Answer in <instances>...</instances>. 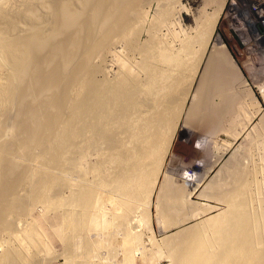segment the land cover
Listing matches in <instances>:
<instances>
[{"label":"rangeland","instance_id":"obj_1","mask_svg":"<svg viewBox=\"0 0 264 264\" xmlns=\"http://www.w3.org/2000/svg\"><path fill=\"white\" fill-rule=\"evenodd\" d=\"M5 1L8 3L9 2L13 3V4H16V3L18 4V1H20V2L26 1V3L28 5L30 4V2L31 3L34 2V3L29 5V7L34 5L33 7H31V8H33V12H32V14L34 13L33 16L31 15V13H29L30 14L29 15L26 11V13L29 15V17H26V19H25L23 16L24 20L18 24V28L20 29V32L17 28V30H18L17 33L19 34V35L18 34L17 35L19 36L21 41H25V42H22V44H23V43H26L28 36L26 37L27 39L24 36L20 37V33H22V35H25V33H26V35L30 36V33H32L36 29L33 33L34 38L31 35L28 40H30V39L32 40V38L37 39V36H40L41 38L38 37V39L36 41L38 42V40L39 41L42 40L41 43H43V44L38 45V46H42V47H40L42 49H40V48L39 49L41 50L42 54L44 52L45 53L43 55L40 54V52H38L40 50L37 48L35 49L36 52L35 51L33 52L34 49L33 50L30 49L31 53L33 52L34 55L28 53V55H33V56L32 57L30 56L31 58L29 56L26 59L24 58V60L22 61V62H24V64H22V62H21V64H19V62H18L19 66L17 65L16 67H17L19 72H21L22 69L25 71L26 68H23V67H25L26 62L28 65H30L28 62H31L30 67L26 66L27 70H26V72H24V74L26 73L27 76H25L26 74L23 76H17V73H19V72L17 70H15L14 69L15 66H13L14 64L16 65V63H17L16 61L14 64H13V62H7L6 61V64L9 63V64H7V66L4 65L5 64L4 62H2L1 65H4L3 66L4 69L0 65L2 67V68H0V76H1L0 80L2 79L0 81V83H1L0 84V127H1L0 130L2 129L0 131V133H3V134H0V152L2 155V156L0 155V159L2 158L0 160V162L2 161L1 162L2 166L0 164V167H1L0 171L2 172L1 173L2 176L0 175V198H1L0 199V210H1L0 215L1 214L5 215V213H3V211L7 212V210H12V209H13L12 211L15 210L16 207L13 205H12L13 206L12 207L9 202L16 200L19 197H20L19 200H21V197H22V199L23 198L25 199L26 197L31 196L30 197L31 199L29 197H28L29 199L26 198V199H28V201L26 199L24 201V199H23L22 203L25 204L26 201H27L26 203H28V204H26L25 207H24V205L20 206L19 204L21 202L17 199L19 201L18 205L20 206V208L23 206L26 209H24V210L22 208L20 209L18 207V205H16L18 208V210H15V211H18V212H15L16 214L12 211L10 212V213H12L11 215L9 214V211H8V213H6L7 217L10 218V221H12V224H13V227H11L12 229L10 228L11 230L8 229L9 225H8L7 221H9V219L6 220V218H4L6 215L0 216L1 218L3 216L2 220L4 221V219H5L6 223H7L5 225V227H3L4 225H0V260H1L0 264H177V261L174 258V253H176V252H174L175 251L174 247H172V245H169V242H168L169 240L167 238L170 239V237H172L170 240L172 243H174L176 238H175V240H172L173 237H175L173 235H176V234L178 235L179 232H180L179 234H181V232L183 230H184L183 232H186L187 228L194 227V225L197 226L198 223L201 224L198 227H201L212 216H215V215H218L220 213H224L225 211H228L229 207L231 208V205L228 202L230 200L226 201L225 199H227L228 197L230 199V196H228V195H231V194L233 195L235 192L238 193L239 189L237 190L236 188H241V185H242V183H244L245 180L247 182V183L245 182L246 184L244 183L246 185V189L244 190L245 192H243V194L241 195V196H243V195L244 196H243V198H239V199L240 200L243 199L241 203H243V204L245 203L244 206H246L245 208L247 209L249 214L251 213L250 215L252 217L255 216L254 217V219L256 218L255 220L259 219L258 220L259 221V223H258L259 228L263 227V229H264V226H263L264 221H263V219H261L262 214L264 213V142H263L264 138L262 139V137H264V135H262V133L264 132V125H263L264 120L263 121L261 120V118L264 116V97H263L261 91L255 86V81L261 80V82L264 83V57L262 56V60H263L262 64L260 63L261 62L260 61L259 62L260 64L255 65L254 68L252 69L256 73H258L260 76L252 75L251 72L245 67L243 57L239 56L234 51V49H233V47H234L233 37L228 32H226L222 27V20H221L222 14L220 15L218 23L216 24L214 34L212 35L211 39L208 40L209 46L207 45L208 47L205 50L204 44H200L199 43L200 41L196 39V38H198V35H196V34H198V30L196 29V32H197L196 33L193 20L187 19V14H189L191 11H195V9L198 7L199 3H196L194 5L193 0H172V2L170 0H168V1H170L169 3L167 0H166L167 2L165 0H160L159 2H158V0H153V1L151 0L149 3H145L146 5L144 4L143 8L140 7L138 9L139 11L144 9L143 11H141L143 14L138 15L135 13V15H134V18H133L134 20H139L141 18L138 22L134 23L135 28H134V25L132 26V31L135 32L136 35H133V37H132L133 32L129 31L131 28L128 31H129V33L131 32L130 34H131L132 38L129 36L130 34L128 32L127 33L129 35L126 32H125L126 35L123 34V35H125V38L122 37L123 35H121L123 33L122 31H120L121 34H119L120 32L118 33V30H116V32L118 34L115 32L117 34V36L119 35L124 39H128V37H127V35H128L130 37L129 39H133V40H130V41H133L132 42L133 45L128 44V42L131 43L129 40L126 41V40L120 39L115 34L114 35L117 38L112 39L113 34H111V33H113V31L110 32V30L108 33H110L112 36H110V35H107V37L105 36L107 39H108V36L111 37V38H109L110 40H108V42L110 41V43L106 45L107 41L103 40L105 38L104 36L101 37V38L104 37L101 40H100V38H99V40H98V38H96V39L93 38L94 39L93 40V39H90L91 37L87 40L88 37L86 38L84 31L80 30V28H79V26H82L84 24L87 26L90 23L89 19H86L87 24L84 23V21H82L84 23V24H82L81 20H83L82 16H83V18H84V16H87L88 18H90V14L88 15L86 13L87 15H82V13L87 11L86 8H88V4H89V6H91V4H90L91 0H71V1L66 0V2L64 0L63 1L58 0L59 3L57 2V0H32V1L31 0H22V1L16 0L17 2L16 1L14 2V0H9V1L5 0ZM61 1H62V3H61ZM163 1H164V4H162ZM69 2H70V4H69ZM225 2L227 4L228 0H225ZM56 3H58L59 5ZM60 3H61V5L64 4V6H65V3H67L66 6L69 5V6L73 7V8H71V7L67 6L70 8V11L72 9V12H71V13H73L72 16L76 14V16H73L74 20L70 17L69 21L72 19V23H73L77 19L76 20V22H77L76 26L78 25V27L74 26L72 28V25H75V23L70 24L71 22L68 21L69 22L68 25L71 26V27H69V30L71 28V30H70L71 33L69 31L68 35H67L66 34L67 32H66L65 34L67 35V37H65L66 35H64V39L61 36H60L61 38H59V35H63L64 33L60 34L58 32L57 33L58 36H57L54 33L55 30H53L54 29L53 27L56 28V27L62 25L61 21H63V20L58 19V16L64 12V9H63V12H62V9H60L62 13H60V11H58L59 8L61 7ZM86 3H88V4H86ZM165 3H168V4H165ZM161 4L166 6V7L162 6ZM169 4H170V6H169L170 11H168L169 9H167V6ZM57 6L58 7L60 6V7L58 8ZM160 6H162L165 9L166 13L163 12L164 9L162 7L159 8ZM51 7H53V10L51 9ZM55 7L58 8L57 11H58V13H60L59 15L56 12L54 13ZM216 7H217L216 4H214V6L211 4L206 6V13L208 14V12H209V15H211L212 12L214 13L217 10ZM225 7H226V5L224 6V9H225ZM31 8H30V10H31ZM63 8H65V7H63ZM47 9H49V10H47ZM50 9H51V11H50ZM224 9H223V12H224ZM161 10H162V12H161ZM139 11H137V12H139ZM157 11L159 14L157 13ZM46 12H48V13L51 12L50 16H48L49 14L48 13L46 14ZM52 12H53V14H52ZM169 12H170V15H167L168 16V21H167V18L164 16L167 13L169 14ZM162 13H165V14L162 15ZM83 14H85V13H83ZM79 15H80V17H79ZM159 15L166 18V20H164V23L162 22L163 20H161L162 25L161 24L158 25L160 22L158 20L163 19V18L159 17ZM62 16H63V14H62ZM139 16H141V17H139ZM54 18H57L59 20L58 21L56 19L59 24L56 22V20ZM80 18H81V20H80ZM135 18H139V19H135ZM158 18H160V19H158ZM78 19L80 20V22L78 21ZM32 20H33V22H32ZM156 21H158V23ZM55 22L57 23L58 26L54 25ZM78 22H79V24H78ZM20 24L21 25L23 24L24 28H23V26H20ZM50 24H52V25H50ZM131 24H133V23H131ZM50 29H51V31H53L54 34L52 32H50ZM103 29H105V27ZM191 29H193V30H191ZM41 30H43V31H41ZM72 30H73V33H72ZM37 31H38V33L42 32V35H38L36 33L37 34V36H36L35 32H37ZM107 31H108V29L106 31L101 30V32L105 33V35L108 34ZM101 32H99V33H101ZM103 33H101L100 35H102ZM52 34H53V36H52ZM71 34L73 37L71 36ZM218 34H219L220 39H222L225 46L227 47V50L229 51L230 55L232 56V58L235 60L236 64L238 65V67L242 71V75L246 78L249 86H245L244 84H242L240 82H236V84H234L232 86L233 94H235L234 98L236 99V103H237V104L235 103L234 106H236L237 108H235V110L230 111L229 115L227 114L228 112H226V114H224V115L221 114L224 117L227 115L226 118H224V117L221 118V119H223V121L219 118L220 121L218 120L219 122L218 121L216 122V124H218V123L219 124L221 123V124L220 125L218 124V126L217 125L211 126L210 129L212 128V130H209V128L207 127V130H206L205 129L206 127L204 126V124L201 123L202 121L200 122L198 119L197 120L195 119V121H194L195 123H194L192 119H191L192 121L190 119L188 121V118H190V115H191V114H189V112L192 111L191 108L196 107V103L201 98V97H199L201 92H198V91H200V89L198 91H196V90L198 89V87H200V84H201L200 78H202V74H203L204 69L206 67L210 53L214 49V47H213V46H215L214 41H215V38ZM75 35H76V38H74ZM81 35L85 37V40L87 42L84 41V38H82ZM43 36H46V37H43ZM97 36H98V34H97ZM194 36L195 37L197 36V37L194 38ZM49 37H50V39H49ZM78 37H80V39ZM94 37H95V35H94ZM58 38L63 40V42H65V43H63L61 40L59 41ZM45 39H46V41H45ZM76 39H78V40L76 41ZM73 40L75 42H77L78 44L77 43L75 44V42ZM89 40H91V42H89ZM36 41H34V42H36ZM70 41H72V45L74 44L73 47H72V45L70 46L68 44V42H70ZM78 41H81V43ZM101 41H103V42L105 41V43L103 44V42L101 43ZM187 41H189V42L192 41L191 43H193V45H192L193 48H191V51L192 50H194V51H193L192 56L188 57L189 60H188V58H187V61L185 60L186 66L184 68V72L183 73L181 72L182 74H178V72L180 73V71H177L176 74L175 75L173 74L172 78H170L168 80L170 85L172 83H174L169 87L170 89L168 88L169 90L167 91V94L165 93L168 96V98L165 96V94L158 95V96H156V98H154V96H153V98H152L151 94H150V97L152 99L151 100L148 93H147L148 97L145 96L146 97L145 98L144 95L146 93V90L144 89L145 88L144 86L147 83H149L148 79L150 78L149 74L151 73V71L147 70L148 69L147 67H149V65H147L146 68L142 67V65L146 66V63L151 64V61L149 59V57L151 55V53H150L151 50H149L150 52H148V51H146L147 49H145V51H146L145 53H147V54L149 53L148 55H145V54H143L144 50L142 51V48H145L147 46L151 48V47H154V45L156 43H158V44H160V46H164V47H166V45L168 44L167 48L171 49V47H172V50L177 51V50H179V48L181 49L183 46L184 47L187 46L186 44L189 43ZM29 42L30 41H28L26 44L23 45V46L26 45L25 48H22V47L20 48V50H22L21 51L22 53L26 51L25 53L27 54L28 50H26V48L28 47ZM37 42H36V44H37ZM45 42H47V44ZM160 42L163 45H161ZM197 42L202 46L200 47V45ZM56 43L58 45L57 47H56ZM66 44H68V45H66ZM98 44L101 46L99 47ZM152 44H154V45H152ZM50 45L52 47H50ZM104 45H106V46H104ZM135 45H136V47H133ZM156 45H155V47H156ZM79 46H80V48H79ZM131 46H132V48H131ZM157 46L160 47L159 45H157ZM189 46H191V44ZM29 47H30V45H29ZM32 47L35 48L34 46H32ZM49 47L52 49H45L47 51L50 50V52L46 53V51L43 48H49ZM59 47L62 48L61 49L62 55L63 56H65V54L67 55V56H65L66 58L67 57L69 58V55L67 54V52L70 54L73 51L71 53L72 55L74 54L73 55L74 57L72 56V59H71L73 61H72V63H70L68 61V63H70V66H71L70 68L64 66L65 64L66 65H68V64H67V62L64 63L66 58L61 57L62 56L60 54L61 52H57V51H60L59 49H57ZM158 47L156 49H158ZM136 48H138V50ZM55 49L57 51H54ZM153 49L156 50L155 48H152V50ZM204 50L206 51V53L204 54V57H203L202 55H203ZM63 51H65V54ZM21 52L19 54H21ZM37 52H38V54H37ZM82 53L84 55H82ZM19 54H17L16 56H20ZM45 54H46V56H45ZM144 55L147 56V58L149 60L147 58L146 59L150 63L147 62L146 59H144L145 58ZM23 57H25V56H23ZM84 57H85V59H84ZM17 58L18 57H16V59ZM20 59H17V60L20 61ZM28 59H30V61ZM36 59L37 60L39 59V62L36 61ZM75 59H76V61H75ZM79 59L82 60L81 64L83 63V60H84V63L82 65V67H80V65H78L80 68L79 67L77 68L75 66L77 65L76 64L77 62H78V64H80ZM120 59L121 60L123 59V61H125V64H127L126 67H125V64L123 62H122L123 64H120V62H121ZM52 60H55V61H52ZM144 60L146 61V63ZM33 61H35L38 65L35 64ZM59 62H61V64H63V65H60ZM87 62H88V64H87ZM10 63H12V64H10ZM89 63H91V65ZM118 64L123 65L126 69L127 68L129 69V74L131 73L132 74L131 77L132 78L134 77L132 80L138 79L139 86H137L138 84L135 82H130L129 84H131V85L133 83L137 84L136 90L140 88V85H142V87H144L143 89L142 88L139 89V90L142 89V91H139V92L140 93L142 92L141 94H144V95H142L140 98H137L138 101H136L137 99L135 98V97H137L135 94H137L138 91H136V90L134 91L131 88V87L135 88V85L131 86V87L128 86L131 89V92L132 93L134 92L133 93L135 95L134 98H131V97H133V95L131 96V94H132L131 92H129V94H130L129 95L127 90H125L126 91L125 93H123V91L122 92L120 91L122 97L124 96V94L125 95L127 94L126 96H128V99L131 96L130 99H135L136 103L138 102L137 106H136V103L132 105L134 100L129 102L130 99L127 100V97H126V99L123 97L127 101H125L121 97V99L124 100L125 103L127 102L126 104L125 103L123 104V103H121L122 100L120 98H118V99H120L121 102L120 101L117 102L118 103L117 108L120 104V106H119L120 108H118V110L122 108L123 110H121V111L116 110L117 108L112 109L110 107L112 103H114V102L116 103L115 97H116V95H118L119 92H117V94L115 92V94H116L115 95L111 91V95H110V91H109V94H107L108 92L105 89V86H107V90H108L109 86L113 87V85L115 83H116L115 86H119V84H118L119 81H122L121 77H122V74L124 75L125 72L123 73V71H125L126 69L124 70L123 66H121L122 68L120 69V66H118ZM156 64H158L157 65L158 67L159 66L163 67V65H161L159 63H156ZM22 65H24V66L22 67ZM36 65H37V67H36ZM10 66H12L13 68ZM72 66H74L73 68H77V70L79 69V71L77 72V70L75 69V70H73L75 72L71 73L72 70H70V69H73ZM64 67L69 68L70 73H69V71H67V73H65V71L67 69L65 70ZM28 68H31L32 70L31 69L28 70ZM33 68L37 69V71L34 70ZM94 68H96V69L94 70ZM192 68H193V70H192ZM90 69H93V71ZM142 70H144L145 72ZM13 71H16V72H13ZM131 71L135 74H133ZM147 71H148V73H147ZM29 72H31V73H29ZM34 72H36V73H34ZM76 72H77V74H76ZM79 72H81V73H79ZM173 73H175V72H173ZM19 75H22V74H19ZM120 75H121V77H120ZM8 76H10V77H8ZM11 76H13V77H11ZM16 78L18 79L19 82H17V81L15 82ZM19 78L20 79L24 78V80L23 79L21 80V82H23V83L20 84ZM12 79H13V81H12ZM93 79L95 80V82L97 81L96 82L97 84L99 83V86L100 85L104 86V89H105L104 90L103 88H101L102 91H100V93H102L103 95L99 93L98 96H100V97L99 98L97 97V98L99 100L100 99L101 100L99 102L97 99V102H95L97 104H95V106L92 103H94L93 102L94 99H95L94 101H96V98H94V96H93L94 99L90 98L93 94V92H92L94 89L93 87L95 86V83L92 81ZM117 80H118V83L116 82ZM10 81L12 82V84L10 83ZM91 81L94 84L91 83V85H89V82H91ZM24 82L27 84H25ZM103 82H105V83H103ZM139 82H141V84ZM82 83H84V84L86 83L85 86ZM143 84H145V85H143ZM23 85H25L26 87ZM78 86H79V88H78ZM88 86H90V88H93V89H91L92 94H90V92H89L90 89L88 88ZM102 86H100V87H102ZM81 88H85L84 90H86V91L83 93L82 92L83 90L80 91ZM129 88H127V89H129ZM246 88L250 89L251 92L253 93V95H255L256 101L258 100L256 106H255V103H253V101L248 97ZM144 90H145V93H143ZM25 91L26 92L28 91L29 94L30 93L31 94L30 95L28 93L26 94ZM87 91H88V93H86ZM103 91L107 92V93H104ZM33 92H35V93H33ZM80 92H81V95H79ZM217 92L212 93L211 94L212 96H210V98L208 99V101H209L208 103L211 102L210 104H208V106L210 107L212 105L210 108L208 107L209 110H211V109L214 110V109L218 108V110L222 111L221 108H224V106H225V104L223 103V101H224L223 96L219 95L220 93H217ZM195 93L196 94L200 93V94L196 95ZM23 94H25L26 96L24 95L25 96L24 97ZM32 94L34 95L33 97L31 96ZM42 94H44V95H42ZM105 94H107V95H105ZM141 94H138V95H141ZM168 94H170L171 98L175 96L176 97L175 99H178V100L176 101L174 98L170 99ZM27 95L31 96L30 98L28 97L29 100H27V98H26ZM83 95L88 96L90 101H91V99H92V101L90 102L89 99ZM108 95H110V97L114 96V97H112L113 100L115 98L114 102H112L113 100L112 101L110 100L111 98L109 99ZM161 96H163V97H161ZM195 96H197V97L195 98ZM22 97L24 99H22ZM117 97H119V96H117ZM47 98H48V100H47ZM103 98H104V100H103ZM106 98H107V102H106ZM148 98L150 99V101L147 102L146 99H148ZM42 99H44V100H42ZM51 99L52 100L54 99L53 101H55V102L52 101L53 103H57L56 104V111H54V112L52 110L55 108L54 107L55 104L53 105L51 103V101H50ZM56 99L58 100V102H56ZM83 99L85 100L84 104H83V102H84ZM163 99H165L166 103L164 102ZM166 99L167 100L170 99L171 101H167ZM184 99H187V101H185L186 103H184ZM158 100L160 101V103L157 102ZM195 100H196L195 104L193 103V106H191L192 105L191 102H194ZM25 101H27L26 104H25ZM34 101H36L37 105L34 104L35 103ZM49 101L52 105L49 104ZM87 101L93 106H91L89 103H87ZM31 102H33V105H34L33 108H31L32 107ZM143 102L146 103L147 105L144 104ZM45 103L47 104L46 106L51 107V108L53 107L52 110H51V108H49V109L52 112L51 115H53L54 117H55L54 113H56L57 111H59V113H63L60 115L57 112L60 116L56 115V116H59V117L55 118L57 120L56 122L55 121L53 122V120H51L55 124V125H53V127L55 128V126H56L55 129L52 127L53 130L49 129L50 126H48V125L50 123L49 124L47 123L49 121V119H51V118L48 119L46 117V115L49 117H52V119H53V116L46 114L47 112L45 113V111L48 107L44 108V112L42 111L43 108L41 106H39L41 112H39V110H38L39 108H36V106L38 107V104H40V105L42 104V106L44 107ZM75 103L77 105H75ZM175 103L176 104L180 103V105H178V104L176 105ZM22 104H24L22 108L25 111L27 110L28 112L26 111L24 113V110L22 112V108H21ZM29 104H30V106H29ZM58 104L60 107L58 106ZM60 104H63L62 106H64V107L61 108ZM106 104H108V105L106 106ZM155 104L158 106H156ZM183 104H184V106H183ZM258 104L261 107L260 112H257V111H259L258 109L260 108V107H258L259 106ZM112 105H113L112 107L116 106L115 104H112ZM217 105H219V106H217ZM108 106L110 107L109 109H108ZM24 107H27V108L30 107V108L27 109ZM57 107H59V110H57ZM126 107L128 108L129 111L127 110ZM177 107H178V109H177ZM106 108L110 111H108ZM111 109H112V111H111ZM152 109H153V111H152ZM75 110H76V112H75ZM115 110L118 111V113ZM179 110L182 112H180ZM47 111H48V109H47ZM114 111L117 114L114 115ZM122 111H124V112H122ZM162 111L164 114L166 113V115H164L162 113ZM176 111H177V113H176ZM36 112H37V115H36ZM49 112L50 111H48V113ZM73 112H75V113L73 114ZM193 112H191V113H193ZM250 112H252V114ZM28 113L31 114L32 117H29L30 115L25 116ZM167 113H168V115H167ZM245 113H250L252 115V116L251 115L248 116L246 114L249 119H250V116L252 117L251 118L252 120L251 119L249 120V119H247V117H245L246 118V121H245L246 124L244 122L245 118H243ZM38 114H40V115H38ZM104 114H105V116H104ZM193 114L191 115L192 118L194 117ZM155 115H157V116L154 117ZM188 115H189V117H188ZM19 116H20V118H19ZM21 116H25L26 118L27 117H29V118L28 119H26L24 117L22 118ZM170 116L172 118H170ZM175 116H177V117H175ZM42 117H43V120L38 119V118H42ZM45 117L47 119L46 122L44 120ZM103 117L104 118L106 117V118L103 120ZM159 117H161L162 119ZM108 118H109V120H107ZM157 118H159V119H157ZM166 118H168V119H166ZM30 119L35 120L37 124H33L35 122H33ZM175 119H176V121H174ZM262 119H264V117ZM20 120H23V121L24 120H27V121L30 120V122L24 121L25 122L24 123L23 121H21L22 122L21 123ZM130 120L132 121V123H129ZM147 120H148V122H147ZM164 120H166L167 122ZM235 121H236V123H235ZM247 121H249L248 124H247ZM150 122H152L153 124ZM158 122L160 123V125L158 124ZM242 122H244L243 124L245 126H243V124L240 125V123H242ZM17 123H19V124H17ZM56 123H57V125H56ZM70 123H72V124H70ZM162 123H163V125H162ZM192 123L194 124V126ZM195 124H198V125H195ZM223 124H224V127L222 126ZM4 125H6V126H4ZM36 125L38 126L37 130L40 129L42 131L41 132L42 134H39V136L37 135V133H40V131H37L35 129ZM45 125L48 126L49 128L45 127L46 130H45V134H44L43 131H44ZM50 125H52V124H50ZM152 125H154V127ZM256 125L257 126L263 125V126H261L263 129H261V131L260 130L258 131L256 129L257 128ZM18 126H20V127H18ZM58 126H59V128H61V127L62 128L59 129ZM84 126H85V128H84ZM102 126H103V128H102ZM105 126H109V129H108V127L105 128ZM112 126L113 127L115 126V127L113 128ZM151 126L153 129V130H151L152 132L150 131ZM167 126L169 128H167ZM30 127H33V129ZM116 127H117V129H116L117 132L115 131ZM163 127H164V129H162ZM185 127H188V128H185ZM214 127H216V128H214ZM77 128H79V129H77ZM80 128H82V129L84 128L83 130L81 129L83 132L79 131ZM213 128H214V130H213ZM63 129H65V130H63ZM141 129L143 130V131H141L142 133L139 132ZM168 129H170L171 131ZM258 129H260V128L258 127ZM21 130L23 131V133ZM34 130H36V131H34ZM47 130L49 132L46 133ZM157 130H159V132ZM255 130H257V131H255ZM50 131H52V132H50ZM61 131H63V132H61ZM106 131H108V132H106ZM168 131H170L171 133L170 132L168 133ZM182 131H184V132H182ZM97 132H99V133H97ZM212 132H214V133H212ZM62 133H63V135H62ZM95 133L97 135L98 134L101 135L102 133L105 135L108 134L106 137L111 135L110 136L111 138H115V139H112L113 142L115 143V145H113V142H111L110 137L106 138V137H104L105 135L102 134L99 137H104V140L106 138V140L103 141V140H101L103 138H101V139L98 138V136ZM159 133H161V135ZM191 133L193 136L191 135ZM257 133H259L260 136L261 135L262 136L259 138V135ZM49 134H51V135H49ZM76 134H77V136H76ZM93 134L96 135L95 136L96 138L93 137ZM135 134H138V135H136V137H135ZM162 134H164V136ZM168 134L170 135L169 137H168ZM181 134L182 135L184 134V135L182 136ZM34 135L37 137L34 138ZM44 135H45V138H47V135L49 136L48 137L49 141L44 138ZM132 135H133L134 139L132 138ZM165 135L168 137L167 139H166ZM190 135L192 136L193 139L192 138L189 139V137H191ZM211 135L214 137H212ZM40 136H42L43 140L45 139L47 142L45 140L44 141L42 140L44 143L43 144L41 140H40L41 142H39V139H37L38 141H35V139L38 137L40 139H42V137H40ZM143 136H145V137H143ZM155 136H157V137L155 138ZM32 137L34 138L32 140V142L33 141L38 142L40 144V148L46 144L45 147L47 146L46 148H48V149H46L44 147L43 148L46 151L50 149L49 150L50 152L49 151L45 152L43 149H40L38 146L39 144L37 145L38 149H37L36 145H33V147H32L30 144L31 142H29V140L31 141ZM64 137H67L68 141L66 139L64 140ZM69 137L71 140L69 139ZM116 137L118 139H120L121 142H120V140H117ZM129 137H131V138H129ZM171 137H172V139H171ZM59 138H60V140L62 138L64 141L62 140L59 143ZM88 139H89V141H88ZM95 139H96V141H95ZM109 139H110V141H109ZM148 139L150 140V142L148 141ZM157 139H159V140H157ZM161 139H162V141H161ZM115 141L117 142V144ZM19 142H21V144ZM25 142H29V143H25ZM95 142L97 144H95ZM143 142H145L144 144L148 145V148H147V146L142 144ZM147 142H148V144H147ZM158 142H159V144H157ZM88 143L90 146L88 145ZM93 143H94L95 147H94V145H92ZM106 143H108V144H106ZM110 143H112V144H110ZM151 143H153V145ZM201 143H203V144H201ZM49 144H50V147H49ZM122 144H124V145L122 146ZM149 144H150V146H149ZM196 144H198V145H196ZM105 145H108L109 147L112 146L110 148H115L117 145H119V147L117 146L118 148L116 147L115 148L116 150H115V149L108 148V146L104 147ZM139 145L140 146L142 145V146L139 147ZM167 145H168V147H167ZM199 145L201 147L203 145V148H201ZM226 145H228V147ZM19 146H21V147H19ZM151 146H153V148H151ZM193 146H199L200 148H199V150H196V149H194ZM224 146L227 147L226 148L227 150L224 148ZM166 147H167V149H166ZM134 148H135V150H134ZM36 149L38 151L43 150L44 152L43 151L38 152V151H36ZM148 149L150 151H152V150L155 151L157 149L156 152L159 151V149H160L162 151V155H164V156H162V158H163L162 160H164V161H162V163H161L162 165H160V167H158L159 170H157V171L161 170V173L158 172L160 174L156 173V174H158V176L157 175L154 176L155 177L154 180L156 179L157 183H155V181H154L153 184L154 183L155 184L153 185V188L151 186L149 188L151 192H153L152 190L154 189V192L151 193L149 191V189L146 190L145 188H144V190H146V191H144L141 188L145 192V194H146V192L149 191V193H148L149 195L146 194L147 198L145 199L144 197L146 195L143 194L144 192L138 191V194H139V192H141L142 196L144 195L143 198L148 203L146 201L145 202L142 201L141 198H140L141 199L140 200L138 196H137L138 199H136V197H135V200H137V201H134V196H133V200H132V198L130 199L129 197H126V200H125L124 197L127 196V194L130 192L131 189L130 190L128 189L129 190V192H128L124 182H125V179L128 177L127 175H129L132 172L129 170L131 169L132 166L134 167L137 160H138V162L139 161L142 163L144 162V165H143L144 167L146 165L147 166L153 165V162H154V166H155V162L157 160L156 157H157L158 153L156 154V156H154L155 153H154V151H152L153 153L151 155H153L152 157L153 158L155 157L156 160L154 159L155 160L154 161L151 158L148 160V158L151 157L146 153L148 151V153L150 154ZM163 149H165V150H163ZM203 149H204V151H202ZM205 149H206V151H205ZM128 151H129V153H127ZM136 151H138L137 154L139 152H142V151L143 152H142V154L139 153L138 157H137ZM163 151H165V154H163ZM207 154L212 155V158L205 164L207 157H208ZM134 157H135V159H134ZM136 157H137V160H136ZM145 158H146V160H145ZM213 159L215 161H213ZM121 160H122V162H120ZM135 160H136V162L134 163L133 161H135ZM150 160H151V162L153 160V162L150 163L149 162ZM9 161H10V164H9ZM12 161L14 164L11 163ZM199 161L204 163L203 164V170L200 171V173H197V177L195 179H193V181L195 180L193 185L192 184L190 185L189 184L190 182L188 181V179H185L184 177L182 180H179L178 175H180V174L182 175L184 173L185 169H188L189 167H194L195 164ZM12 164L16 168L18 167L20 169L19 171L17 170L19 172V174L17 172H16L17 174L15 173L16 176H18V178H19L18 180L21 181L20 178H22V180L25 181L27 178L26 182H23V183L20 182L22 184L18 185L19 182L17 180V177L15 178V176L14 177L12 176L15 179V182H14V180L13 181L11 180L12 179L11 176H10L9 180L12 182L7 180L8 174L5 175L4 173H6V171L9 172L11 170L12 175L14 174L12 172L14 170H12V169L15 167H13V168L10 167V169L8 168V166L9 165L12 166ZM126 166H128V167L126 168ZM129 166H131V167L129 168ZM147 166L145 167V169L147 168ZM5 167L8 168L9 171H8V169L5 170L6 169ZM2 168H3V170H1ZM21 170H23V171H21ZM239 170H240V172H239ZM15 171H16V169H15ZM128 171L130 172L129 174H127ZM37 172H39V173H37ZM243 172H244V174H243ZM33 173H36V176H39V177H36L35 174L31 175ZM123 173H125V175ZM240 173H241V175H240L241 180L240 181L242 182L244 180L242 183L238 181L240 178L239 179L237 178ZM46 175H48V176H46ZM49 175H50L51 179L49 178ZM234 175H236L237 177H235ZM32 176L35 178H33ZM41 176H42V180L45 177L43 180L44 182L45 181L48 182L49 180H55L57 182L56 183L57 185L53 183L52 184L53 186L51 185L52 188L50 186H48L50 188L46 189L48 187H46L45 183L41 179H39V178H41ZM54 177L55 178L59 177V178L55 179ZM60 177H61V180H60ZM122 177H124V178H122ZM176 177H177V179H176ZM242 177H244L243 180H242ZM29 178L33 179L30 181H32L33 183L35 182V183L34 184L32 182L30 183L28 181ZM236 178H237V180H234ZM35 179H37L38 181ZM45 179H48V180H45ZM58 180H59V183H58ZM62 180L64 182L66 180L67 182L64 183ZM40 181H42L44 183V185ZM119 181H121L120 182L121 184L119 183ZM165 181H167V182H165ZM184 181L186 182L187 185L184 184ZM220 181H221V183H220ZM36 182L37 183L39 182V183L37 184ZM47 182H46V184H47ZM168 182H171V184L167 185ZM215 182L218 183L217 186L215 185ZM237 182L241 183V184L237 185ZM11 183H12V185H11ZM14 183H16V184H14ZM31 184H33L34 186ZM172 184L173 185L175 184L174 186H178V188L170 191L174 187L173 186L170 189L169 186H172ZM38 185H39V187H41V185H43L45 187V189H46L45 191L47 193H45V192L44 193L48 197H46L44 195V193H42V192H41L42 194H40L41 190L37 191L39 188ZM162 185L165 187L164 193H163L164 188H162L163 187ZM165 185H167L169 189ZM235 185H237V187ZM28 186L31 189L33 188L32 189L33 191L30 190V188ZM154 186H155V188H154ZM180 186L182 187V189L179 188ZM184 186H186V188H184ZM210 186L213 187V190H211L212 188ZM215 186L218 187L217 190H216ZM232 186H234V187H232ZM8 187H10V188H8ZM35 187H37L36 190H35ZM43 188H40V189L44 190ZM53 188H54V190H53ZM121 188H122V191H121ZM183 188L186 189L187 192L184 191L186 194H183L184 196L183 195L182 196L180 195V196L185 197L186 198V199L184 198L185 200L184 199L182 200L181 197L178 195V192L180 191L179 189H181V192L184 193ZM119 189H120V191H119ZM124 189L126 191H123ZM235 189H236V191H235ZM10 190H11V192L12 191H16V192L15 193L12 192L13 193L12 194L10 192ZM166 190L169 191V194H170V192H172L171 196L173 194H175L174 196L178 195L177 199H176L177 201L175 200L177 203L174 201L176 206L174 205L173 202H172L173 204L171 206H169L171 204L170 202H169L170 204H168V202H167V205H165L166 199L164 200L163 198L168 196V195H166L168 193L165 194V192H167ZM174 190H175V192H176V190H178V192L173 193ZM210 190H211V192H210ZM214 190L216 191V194L219 195L222 193L223 196L227 195L228 197L227 196L223 197L222 195H221L222 197L220 195L218 197L217 195L212 194V193H214ZM229 190H231V192L233 191L234 193L230 194ZM8 191H9V193H8ZM28 191L29 192L31 191V192L29 193ZM35 191H37L38 194ZM2 192H3V194H2ZM34 192L36 193V198L38 197L37 199L35 198ZM84 192H88L87 194H93V196L95 197L94 198L95 200H93V204L90 205V207L88 209L86 207H84L82 202H80L81 196H84V194H85ZM120 192H122V193H120ZM130 193H132V192H130ZM130 193L128 194V196H131ZM150 193L152 195H150ZM161 193L165 194V195H162V196H164L163 198L160 196ZM4 194L6 196L7 195L8 196L6 197ZM18 194H19V197L17 196ZM28 194H30V195H28ZM39 194L42 196H40ZM94 194H96V195H94ZM10 196H12V197H10ZM142 196L140 195V197H142ZM148 196H151V197H149L150 200L148 199ZM174 196H173V199H175ZM187 196H189V197L187 198ZM2 197H3V199H2ZM14 197L15 198L17 197V198L15 199ZM121 197H123V198H121ZM170 197L168 196V198H167L168 201H169V199L172 201V197L171 198ZM79 198H80V200H79ZM44 199H46V201ZM48 199H50L51 201L53 200V202H56V205H54V206L51 205L52 207H50V203L48 204V201H47ZM129 199H130V201H129ZM239 199H237L238 202L240 201ZM163 200L165 202H163ZM126 201H128L130 203L123 204ZM182 201L183 202L185 201L186 205L184 203H183L184 205L181 204ZM16 202L17 201H15V202L13 201V203L17 204ZM178 202H181L179 204L183 205L182 207L185 209L181 208L182 209L181 211H179V209L177 210L176 208L181 207L178 204ZM3 203H5V204H3ZM144 203H146V204H144ZM11 204H12V202H11ZM121 204L123 205V207L121 206ZM178 205H179V207H178ZM128 206H130V208H128ZM166 206H169L170 208L175 206L176 208L174 207L173 209L170 210ZM186 206H188V207H186ZM7 207H9L10 209ZM196 207H197V209H196ZM198 207H199V210H198ZM122 208H124V209H122ZM166 208H167V210H166ZM190 208H192V209H190ZM175 209L180 214L177 212L174 213ZM193 209H195V210H193ZM21 210H23V213L25 210L27 212L25 211V213L23 214V213H21L22 212ZM122 210L128 211V214H126V211H124L125 213L121 212ZM192 210H193V212H192ZM197 210L200 211L201 214ZM166 211H168V212H166ZM170 211H172V213ZM195 211H197L199 213V214H196L197 216L194 215V213H196ZM90 214H91V216H90ZM124 214H126V215H124ZM177 214H179V216ZM122 215H124L125 217L123 216V218H122ZM180 216H181V220L177 219V218H180ZM185 216L187 218L184 219ZM195 216H196V218H193ZM69 219H70V221H72L70 223L72 225H67L68 224L67 222H70V221H68ZM88 219H89V222H88ZM178 220L180 221V224H179ZM173 221H175V222H173ZM202 222H203V224H202ZM9 223L11 224V222H9ZM176 223H178V224H176ZM0 224H1V222H0ZM2 224H3V222H2ZM31 226H32V229L34 228L33 230H36V233H38V235H39L38 240L39 239L43 240L45 245L42 244L43 241L41 242V240L39 241V244L35 245V248L32 244L29 243L28 240H24L26 243L24 242L25 244H22L23 239H25V237H26V234L25 233L22 234V232H25L26 229H30ZM67 226L70 228L68 229ZM1 227H3L4 229ZM25 227H26V229H25ZM27 227H29V228H27ZM22 228L24 231L21 230ZM194 228H196V227H194ZM189 229H192V228H189ZM189 229H188V231H189ZM263 229H261V230L263 231ZM262 231H259V232H262ZM26 232H27V230H26ZM183 232L181 235H184L185 238L187 236L189 237V235H187V234H189V232L186 235ZM70 233H72V234H70ZM208 233L210 234V232H208ZM209 234L207 236H209ZM255 235L258 236V234H255ZM259 235H260L259 237H261V238L263 237L262 239H264L263 233L259 234ZM188 237H187V239H188ZM259 237H257V238L259 239ZM165 238H166V240H168L167 241L168 243L166 242L168 246L165 243V241H166ZM179 238L182 239V236ZM179 238H178V240H179ZM70 240L72 241L71 242L72 244H70ZM175 242H177V240ZM263 242H264V240H263ZM172 243H170V244H172ZM19 245L20 246L22 245V246L20 247ZM68 245L69 246L72 245L71 248H69ZM42 246H44V247H42ZM178 246L182 247L181 245H178ZM178 246L176 243L175 247L177 248ZM217 246H218V244H217ZM256 246H258V248L257 247L255 248L256 251L261 250L262 252L260 251L259 254L262 253L261 256L263 257V255H264L263 254L264 253V248H263L264 244L259 242L256 244ZM24 248H25V250H24ZM171 248L173 249V252H174L173 256H172V251L170 250ZM213 248H215V247H213ZM213 248L211 251L215 250L214 252L217 253V255L219 256L218 253H221V252H219V250L223 247L221 245L220 248H219V246L217 249L215 248L213 250ZM180 249H179V247L177 248V250H180ZM167 250H168V252H167ZM216 250H218V251H216ZM221 250L223 251L224 249H221ZM9 255H10V257H9ZM25 255H26V257H25ZM175 256H176V254H175ZM261 264H263V263H261Z\"/></svg>","mask_w":264,"mask_h":264},{"label":"bare ground","instance_id":"obj_2","mask_svg":"<svg viewBox=\"0 0 264 264\" xmlns=\"http://www.w3.org/2000/svg\"><path fill=\"white\" fill-rule=\"evenodd\" d=\"M3 3H2V2ZM9 1V0H8ZM16 0H14V2H15ZM18 1V0H17ZM16 1V2H17ZM22 1V0H21ZM32 1V0H31ZM63 1V0H62ZM62 1H61V3H62ZM65 2H66V0H64ZM71 1V0H70ZM151 0H91L90 1V4H91V6H89V4L88 3H86V4H88V8H86L87 9V11L86 12H83V13H85V14H83L82 13V15H89L90 14V18H88L87 16H84V18H83V16H82V19L83 20H81V18H80V20H81V22L82 21H84V23H86V19H89L88 21L90 22H88L89 24L86 26L83 22H82V24H84V25H82V26H79V28H80V30H83L84 31V33H85V35H86V38H87V40L90 38V39H96V38H98V40H99V38H100V40L101 39H103L105 36L107 37V35H110V36H112L111 34H113V37H112V39L113 38H120V39H123V40H126V41H130V40H133V39H129L130 37H131V32H133L132 31V26L134 25V23L135 22H138L140 19L139 18H135V19H139V20H134L133 18H134V15H135V13L136 14H138V15H141V14H143L141 11H143V10H141L142 8H143V6H144V4L145 3H149ZM153 1V0H152ZM160 0H158V2H159ZM166 1V0H165ZM168 1V0H167ZM166 1V2H167ZM171 2H172V0H170ZM170 1H168V3L170 2ZM214 0H193V2H194V5L196 4V3H199L198 4V7L195 9V11H191L189 14H187V19H191V20H193V23H194V25H195V32H196V29L198 30V34H196V35H198V38H196L195 36H194V38H196L197 40H199L198 42L200 43V44H204V49L206 50L207 49V47L209 46L208 45V40L209 39H211V37H212V35L214 34V31H215V27H216V24L218 23V20H219V18H220V15L223 13V9H224V6L226 5V2H225V0H215L214 2H213ZM12 2V1H11ZM20 1H18V4L16 3V4H13V3H8V2H6L5 0H0V65L2 64V62H4L3 64L5 65V66H7V64H9V63H7L6 64V61L7 62H13V64L15 63V61L17 62L16 63V65L14 64L13 66H17L18 65V62H19V64H21V62L24 60V58L26 59L28 56L30 57H32L34 54H33V52L35 51L36 52V48L37 49H39L40 47H42V46H38V45H42L43 43H41V41L42 40H38V42L36 41L37 39H38V37H40V36H37V34L38 35H42V32H40V33H38V31L37 32H35V34H36V36H37V39H33L34 38V36H33V33H34V31L36 30H34L32 33H30V36L32 35L33 36V38H32V40L30 39V40H28L29 38H30V36L29 35H26V33H25V35H22V33H20V37L21 36H24L25 38L28 36V39H27V41H26V43L28 42V41H30L29 42V44H28V47L26 48V50H28V52H27V54L25 53V52H21L22 50H20V48L22 47V48H25L26 47V45L25 46H23L24 44H26V43H23L22 44V42H25V41H21V39L19 38V34L17 33V31L19 30V32H20V29L18 28V24L21 22V21H23L24 19H23V16H24V18L26 19V17H29V13H31V15L33 16V14H32V12H33V8H31V7H33L34 5H32L31 7H29V5L30 4H32V3H34V2H30V4L28 5L27 3H26V1L25 2H20ZM57 2H58V0H57ZM162 2V1H161ZM160 2V3H161ZM59 3V2H58ZM58 3H56V4H58ZM61 3H60V8H59V10H58V8H56L55 7V11H54V13L56 12L58 15L60 14V13H62L63 12V9H64V12L62 13L63 14V16H62V14H60L59 16H58V19H61V20H63V21H61L62 23V25L61 26H58L57 25V18H54L55 20H56V22H55V24L54 25H56V26H58V27H53L54 29L53 30H55L54 31V33L58 36V32L60 33V34H63V35H59V38H61V37H63V39H64V35H68V32L71 30V28H70V30H69V27H71V26H69L68 24H69V22H71L70 24H74L75 23V25H72V28L74 27V26H76V24H77V22H76V20H75V22H73L72 23V19H73V16H76V14L75 15H73L72 16V14L73 13H71L72 12V9H71V11H70V8L69 7H71V6H69V5H67V6H69V7H67L66 6V4L67 3H65V6H64V4L63 5H61ZM79 3V2H78ZM152 3V2H151ZM168 3H165V4H168ZM213 3V4H212ZM41 4V3H40ZM69 4H70V2H69ZM76 4V3H75ZM162 4H164V1H163V3ZM161 4V5H162ZM213 5L214 6V4H216V8H217V10L213 13H211V15H209V12H208V14L206 13V6H208V5ZM59 5V4H58ZM84 5V4H83ZM146 5V4H145ZM29 8H28V7ZM51 6V5H50ZM49 6V7H50ZM55 6V5H54ZM53 6V7H54ZM65 7V8H63V7ZM78 6V5H77ZM162 6H164V5H162ZM162 6H160L159 8H161ZM169 6H170V4L167 6V9H169ZM53 7H51V9L53 10ZM76 7V6H75ZM140 7H142L140 10L141 11H139L138 9L140 8ZM150 7V6H149ZM158 7V6H157ZM164 7H166V6H164ZM30 8H31V10H30ZM44 8V7H43ZM71 8H73V7H71ZM163 8V7H162ZM215 8V9H216ZM28 9V10H27ZM51 9H50V11H51ZM60 9H62V12H61V10ZM105 9V10H104ZM164 9V8H163ZM162 9V10H163ZM47 10H49V9H47ZM60 11V13H58V11ZM89 10V11H88ZM159 10V9H158ZM162 10H161V12H162ZM26 11H27V13L29 14H27L26 13ZM29 11V12H28ZM31 11V12H30ZM85 11V10H84ZM137 11H139V12H137ZM160 11V10H159ZM168 11H170V9L168 10ZM167 11V12H168ZM74 12V11H73ZM90 12V13H89ZM163 12H165V9L163 10ZM48 12H46V14H47ZM50 13L51 12H49L48 14V16H50ZM87 13V14H86ZM157 13H158V11H157ZM166 13V12H165ZM165 13H162V15H164ZM28 16H27V15ZM52 14H53V12H52ZM159 14V13H158ZM26 15V16H25ZM56 15V14H55ZM167 15H170V12H169V14L167 13V14H165V16L164 17H166L167 18V21H168V16ZM36 16V15H35ZM40 16V15H39ZM57 16V15H56ZM55 16V17H56ZM31 17V16H30ZM44 17V16H43ZM70 17L72 18L70 21H69V19H70ZM79 17H80V15H79ZM87 17V18H86ZM139 17H141V16H139ZM159 17H161V18H163V19H160V18H158V19H160V20H158V21H160L159 22V24L158 25H162V23H161V20H163L162 22L164 23V20H166V18H164V17H162L161 15H159ZM35 18V17H34ZM48 18V17H47ZM75 18V17H74ZM36 19V18H35ZM51 19V18H50ZM49 19V20H50ZM53 19V18H52ZM134 21H133V20ZM38 20V19H37ZM74 20V19H73ZM80 20L78 19V21L80 22ZM43 21V20H42ZM47 21V20H46ZM59 21V20H58ZM69 21V22H68ZM142 21V20H141ZM158 21H156L157 23H158ZM166 21V22H167ZM32 22H33V20H32ZM52 22V21H51ZM79 22H78V24H79ZM131 23H133V24H131ZM59 24V23H58ZM87 24V23H86ZM50 25H52V24H50ZM193 25V26H194ZM20 26H23V24L21 25L20 24ZM19 26V27H20ZM28 27V26H27ZM35 27V26H34ZM49 27V26H48ZM76 27H78V25L76 26ZM75 27V28H76ZM105 27V29H103ZM17 28H18V30H17ZM21 28V27H20ZM23 28H24V26H23ZM42 28V27H41ZM123 28V29H122ZM131 28V29H130ZM134 28H135V25H134ZM192 28V27H191ZM22 29V28H21ZM39 29V28H38ZM59 29V30H58ZM108 29V31H107V33L109 32V30H110V32L111 31H113V33H108V34H106L105 35V33H103V32H101V30L103 31V30H107ZM121 29V30H120ZM130 29V30H129ZM156 29V28H155ZM46 30V29H45ZM48 30V29H47ZM77 30V29H76ZM116 30H118V33L120 32V31H122L123 33L121 34V32L119 33V34H121V35H123V34H125L126 35V33L128 32L129 33V31H131L128 35L130 36H128L127 35V37H128V39H124L125 38V35H123L122 37H124V38H122L121 36H117V32H116ZM129 30V31H128ZM134 30V29H133ZM191 30H193V29H191ZM23 31V30H22ZM41 31H43V30H41ZM50 32H52L53 33V31H51V29H50ZM67 32V33H66ZM76 32V31H75ZM99 32H101V33H103L102 35H100L101 33H99ZM117 34H116V33ZM126 32V33H125ZM53 33V34H54ZM66 33V34H65ZM70 33H71V31H70ZM72 33H73V30H72ZM197 33V32H196ZM18 34V35H17ZM29 34V33H28ZM53 34H52V36H53ZM97 34H98V36H97ZM117 36V37H115V35ZM67 35L65 36V37H67ZM77 35V34H76ZM76 35H75V37L74 38H76ZM94 35H95V37H94ZM133 35H136L135 34V32H133V34H132V37H133ZM51 36V37H52ZM61 36V37H60ZM71 36H72V34H71ZM82 36V35H81ZM97 36V37H96ZM102 36H104L103 38H101ZM43 37H46V36H43ZM56 37V36H55ZM73 37V36H72ZM105 37V38H106ZM131 37V38H132ZM41 38V37H40ZM39 38V39H40ZM58 38V39H59ZM79 39H80V37H78ZM82 38H84V41H86L85 40V37L84 36H82ZM103 39V40H105V41H107V43H106V45L107 44H109L110 43V41L108 42V40H110L109 38H111V37H109L108 36V39L106 38V39ZM23 39V38H22ZM25 39V40H26ZM47 39V38H46ZM46 39H45V41H46ZM49 39H50V37H49ZM48 39V40H49ZM68 39V38H67ZM71 39V38H70ZM93 39V40H94ZM154 39V38H153ZM24 40V39H23ZM61 39H59V41H60ZM75 40V39H74ZM73 40V41H74ZM78 39H76V41H77ZM82 40V39H81ZM92 40V41H93ZM175 40V39H174ZM195 40V39H194ZM193 40V41H194ZM34 41H36L37 42V44H36V42H34ZM44 41V40H43ZM62 42H63V40H61ZM105 41L103 42V41H101V43L103 42V44L105 43ZM112 41V40H111ZM75 42V41H74ZM78 42H80L81 43V41H78ZM87 42V41H86ZM89 42H91V40H89ZM100 42V41H99ZM131 43H129L128 42V44H130V45H133L132 44V42L133 41H130ZM157 42V41H156ZM187 42H189V41H187ZM186 42V43H187ZM192 41H190L189 43L191 44V46H189L190 44L189 43H187L186 45L187 46H183L181 49L179 48V50H177V51H175V50H172V47H171V49H169V48H167V45H166V47H164V46H160V44H158V43H156L157 45H159L160 47H158L156 44V47H155V45L154 44H152V45H154V47H145V48H142V51L144 50V53L143 54H145V55H148L147 53H145L146 51H148V52H150L149 50H151V55H150V57H149V59H150V61H151V64H148V63H146V61H145V63H146V66H143L142 65V67H144V68H146L147 67V65H149V67H147L148 69V71H151V73L149 74L150 75V78L148 79V81H149V83H147L146 85L145 84H143V85H145L144 87H142V85H140V88H144L145 90H146V93H145V90L143 91V93H145V95L144 94H141L139 91H142V89L141 90H139V89H137L136 90V88H137V86H139V84H138V79H134V80H132L133 78L131 77V73L129 74V69L127 70L125 67L127 66V64H125V61H123V59L121 60V62H120V64H125V67L123 66V65H120V64H118V66H120V69L122 68L121 66H123L124 68V70L125 71H123V73H124V75L122 74V77H121V75H120V77L122 78L121 80L122 81H119V83H118V80L116 81L118 84H119V86H115V84L113 85V87H110L109 85V88H108V90H107V86H105V89H106V91L108 92H104V93H107V94H109V91H110V95H111V91L115 94V92H116V94H117V92H119L120 93V91L122 92L123 91V93H125L126 91L125 90H127V92H128V94H129V92H131V89L128 87V86H134L135 85V88H133V87H131L134 91L136 90V91H138L137 92V94H135L137 97H135V95L132 93L131 94V96L133 95V97H131V98H140L142 95H144V97L145 96H147L148 97V95H149V97H150V94H151V97L153 98V96H154V98H156V96H158V95H162V94H167V91L170 89L169 87L172 85V84H174V83H172L171 85L169 84V82H168V80L170 79V78H172V75L174 74H176V72L177 71H180V73L178 72V74H182L183 72H184V68H185V64H186V62H185V60L187 61V58L190 56H192V54H193V51L194 50H192L191 51V48H193L192 47V45H193V43H191ZM197 42V43H198ZM215 43V46H213L214 47V49L211 51V53H210V56H209V58H208V61H207V64H206V67H205V69H204V72H203V74H202V78H200L201 79V84H200V87H198V89L196 90V91H198L199 89H200V91H198V92H201V94L200 93H197L198 95L200 94V96L199 97H201L200 99H199V101L196 103V107H192L191 109H192V111L191 112H193V113H191V112H189V114H193V116L195 117H191V115H190V118H188V121H189V119L191 120H193V122L195 121V119L197 120H199L201 123H203L204 124V126L206 127L205 129L207 130V127L209 128V130H212V128L210 129V127L211 126H218V124H216V122L219 120L220 121V119L222 118V117H224V116H222V115H224V114H226V112H228L227 114L229 115V112L230 111H232V110H235V108H237L236 106H234L235 105V103H236V99L234 98V95L235 94H233V91H232V86L234 85V84H236V82H240V83H242V84H244L245 86H249V84H248V82H247V80H246V78L242 75V71L240 70V68L238 67V65L236 64V62H235V60L232 58V56L230 55V53H229V51L227 50V47L225 46V44H224V42L222 41V39H220V37H219V34L216 36V38H215V41H214ZM46 44H47V42H45ZM44 43V44H45ZM63 43H65V42H63ZM77 42H75V44H76ZM79 43V44H80ZM161 43V42H160ZM195 43V42H194ZM196 43V44H197ZM198 43V44H199ZM49 44V43H48ZM60 44V43H59ZM62 44V43H61ZM68 44L71 46L72 45V41H70V42H68ZM68 44H66V45H68ZM78 44V43H77ZM84 44V43H83ZM92 44V43H91ZM197 44V45H198ZM199 44V45H200ZM22 45V46H21ZM29 45H30V47H29ZM52 45V44H51ZM50 45V47H52ZM74 45V44H73ZM73 45H72V47H73ZM85 45V44H84ZM99 45V44H98ZM106 45H104V46H106ZM150 45V44H149ZM161 45H163L162 43H161ZM165 45V44H164ZM208 45V46H207ZM32 46H34L35 48H33ZM58 45H57V43H56V47H57ZM60 46V45H59ZM81 46V45H80ZM80 46H79V48H80ZM101 45H99V47H100ZM103 46V47H104ZM202 45H200V47H201ZM45 47V46H44ZM43 48L44 50L45 49H52V48ZM98 47V46H97ZM133 47H136V45L135 46H133ZM143 47V46H142ZM158 47V49H156ZM64 48V47H63ZM71 48V47H70ZM90 48V47H89ZM131 48H132V46H131ZM150 48V49H149ZM152 48H155L156 50H152ZM30 49H34L33 50V52L31 53V50ZM40 49H42V48H40ZM39 49V50H40ZM57 49H59L60 51H57L56 49L54 50V51H57V52H61L62 50V48H57ZM77 49V48H76ZM98 49V48H97ZM137 50H138V48H136ZM145 49H147L146 51H145ZM20 50V51H19ZM30 50V51H29ZM43 50V51H44ZM65 50V49H64ZM79 50V49H78ZM77 50V51H78ZM99 50V49H98ZM141 50V49H140ZM204 50V51H205ZM42 51V52H43ZM46 51V53H48V52H50V50L49 51H47V50H45ZM72 51V50H71ZM203 51V57H204V54L206 53V51L204 52ZM18 52V53H17ZM21 52V54H19ZM38 52H40V54H42L41 53V50L40 51H38ZM38 52H37V54H38ZM64 52V54H65V51H63ZM67 52V51H66ZM73 52V51H72ZM71 52V53H72ZM28 53L29 54H33V55H28ZM45 53V52H44ZM43 53V54H44ZM56 53V52H55ZM69 54L68 52H67V54L69 55V58L67 57H65V56H67L66 54H65V56H63L62 55V52L60 53L62 56V58L64 57V58H66L65 59V62L64 63H66L67 62V64L68 65H64L65 67H71L70 66V63H72V61L73 60H71L72 59V56L74 55H72V54ZM94 53V52H93ZM111 53V52H110ZM17 54H19L20 56H16ZM42 54V55H43ZM76 54V53H75ZM198 54V53H197ZM27 55V56H26ZM55 55V54H54ZM82 55H84L83 53H82ZM81 55V56H82ZM144 55V59H146L147 58V56H145ZM195 55V54H194ZM23 56H25V57H23ZM45 56H46V54H45ZM79 56V55H78ZM201 56V57H202ZM206 56V55H205ZM263 57H264V55H262ZM16 57H18L17 59H20V61H18L17 59H16ZM30 57V58H31ZM54 57V56H53ZM71 57V58H70ZM74 57V56H73ZM196 57V56H195ZM35 58V57H34ZM38 58V57H37ZM81 58V57H80ZM197 58V57H196ZM53 59V58H52ZM57 59V58H56ZM71 61H70V60ZM84 59H85V57H84ZM87 59V58H86ZM148 59V58H147ZM146 59V60H147ZM148 59V60H149ZM202 59V58H201ZM205 59V58H204ZM29 61H30V59H28ZM33 60V59H32ZM64 60V59H63ZM89 60V59H88ZM147 60V62H149ZM188 60H189V58H188ZM195 60V59H194ZM36 61H38L39 62V59L37 60L36 59ZM52 61H55V60H52ZM68 61L70 62V63H68ZM75 61H76V59H75ZM193 61V60H192ZM243 61H244V64H245V67L251 72V74L252 75H254V76H260L258 73H256L254 70H252L253 68H254V66H255V64H254V61H253V59H251L250 57L248 58V57H246L245 59L243 58ZM261 61V63H262V59L260 60ZM35 64H37L35 61H33ZM32 62V63H33ZM79 62H80V64H78V62L76 63L77 65L75 66V67H79L78 65H80V67H82V65H83V63H84V60H83V63L81 64V62H82V60L81 59H79ZM119 62V61H118ZM123 62V63H122ZM251 62V63H250ZM30 65H31V62H28ZM58 63V62H57ZM60 63V65H63V64H61V62H59ZM143 63V62H142ZM150 63V62H149ZM156 63H159V64H161V65H163V67L161 66H157L158 64H156ZM198 63V62H197ZM201 63V62H200ZM10 64H12V63H10ZM22 64H24V62H22ZM53 64V63H52ZM56 64V63H55ZM87 64H88V62H87ZM90 65H91V63H89ZM260 64V63H259ZM4 65H1L2 67L4 66ZM30 65H28L27 64V62H26V65H25V67H23L24 65H22V67L23 68H26L25 69V71L22 69L21 70V72H19L18 71V69H17V67L15 68L14 67V69L15 70H17L19 73H17V76H23V75H25L24 74V72H26V70H27V67L29 66L30 67ZM34 65V64H33ZM38 65V64H37ZM37 65H36V67H37ZM40 65V64H39ZM86 65V64H85ZM145 65V64H144ZM151 65V66H150ZM0 66V68H2ZM19 66V65H18ZM27 66V67H26ZM41 66V65H40ZM74 66H72V68L74 67ZM89 66V65H88ZM195 66V65H194ZM10 67H12V66H10ZM9 67V68H10ZM21 67V66H20ZM50 67V66H49ZM64 67V68H65ZM79 67V68H80ZM129 67V66H128ZM6 68V67H5ZM8 68V67H7ZM13 68V67H12ZM19 68V67H18ZM35 68V67H34ZM33 68V69H34ZM51 68V67H50ZM69 68H65V73H67V71H69ZM77 68H73V69H70V70H72V72L71 73H73V72H75V71H73V70H77ZM151 70H150V69ZM187 68V67H186ZM3 69H4V67H3ZM29 69H31V68H28V70ZM54 69V68H53ZM60 69V68H59ZM87 69V68H86ZM96 68H94V70H95ZM119 69V68H118ZM122 69V70H123ZM143 69V68H142ZM195 69V68H194ZM13 70V69H12ZM20 70V69H19ZM32 70V69H31ZM34 70H36L37 71V69H34ZM45 70V69H44ZM51 70V69H50ZM90 70H92L93 71V69H90ZM186 70V69H185ZM192 70H193V68H192ZM62 71V70H61ZM79 71V69L77 70V72ZM142 71H144V70H142ZM148 71H147V73H148ZM13 72H16V71H13ZM53 72V71H52ZM77 72H76V74H77ZM87 72V71H86ZM132 72V71H131ZM145 72V71H144ZM173 72H175V73H173ZM182 72V73H181ZM186 72V71H185ZM29 73H31V72H29ZM34 73H36V72H34ZM62 73V72H61ZM64 73V74H65ZM69 73H70V71H69ZM79 73H81V72H79ZM133 73V72H132ZM190 73V72H189ZM14 74V73H13ZM12 74V75H13ZM19 74H22V75H19ZM38 74V73H37ZM60 74V73H59ZM75 74V75H76ZM86 74V73H85ZM133 74H135V73H133ZM15 75V74H14ZM51 75V74H50ZM66 75V74H65ZM71 75V74H70ZM69 75V76H70ZM148 75V74H147ZM191 75V74H190ZM25 76H27V74L25 75ZM29 76V75H28ZM34 76V75H33ZM32 76V77H33ZM72 76V75H71ZM79 76V75H78ZM141 76V75H140ZM1 77V76H0ZM8 77H10V76H8ZM11 77H13V76H11ZM31 77V76H30ZM35 77V76H34ZM55 77V76H54ZM63 77V76H62ZM183 77V76H182ZM48 78V77H47ZM117 78V77H116ZM148 78V77H147ZM10 79V78H9ZM14 79V78H13ZM13 79H12V81H13ZM17 79V78H16ZM15 79V82L17 81V82H19L18 81V79L16 80ZM20 79V78H19ZM24 80V78H21L20 79V84L21 83H23V82H21V80ZM119 79V78H118ZM2 80V79H1ZM0 80V81H1ZM42 80V79H41ZM45 80V79H44ZM49 80V79H48ZM90 80V79H89ZM120 80V79H119ZM129 80V81H128ZM136 80V81H135ZM9 81V80H8ZM63 81V80H62ZM94 83H95V86L93 87V88H90V86H88V88L90 89V94H92V92H93V94H92V96L90 97V98H92V99H94V98H96V101H94L93 100V102L94 103H92V104H94V106H95V104H97V103H95V102H97V99L100 97V96H98L99 95V93H100V91H102V89L101 88H103L104 89V86H102V85H100V86H102V87H100L99 86V83L97 84L96 82H95V80L93 79L92 80ZM92 81L91 82H89V85H91V83H92ZM140 81V80H139ZM171 81V80H170ZM34 82V81H33ZM65 82V81H64ZM130 82H135V83H137V84H129ZM168 82V83H167ZM172 82V81H171ZM3 83V82H2ZM10 83L12 84V82L10 81ZM25 83V82H24ZM76 83V82H75ZM94 83H92V84H94ZM103 83H105V82H103ZM107 83V82H106ZM140 84H141V82H139ZM145 83V82H144ZM239 83V84H240ZM1 84V83H0ZM4 84V83H3ZM17 84V83H16ZM25 84H27V83H25ZM80 84V83H79ZM82 84H84V83H82ZM81 84V85H82ZM86 84V83H85ZM85 84H84V86H85ZM88 84V83H87ZM101 84V83H100ZM14 85V84H13ZM36 85V84H35ZM56 85V84H55ZM80 85V86H81ZM104 85V84H103ZM107 85V84H106ZM112 85V84H111ZM137 85V86H136ZM2 86V85H1ZM4 86V85H3ZM9 86V85H8ZM23 86H25V85H23ZM29 86V85H28ZM39 86V85H38ZM83 86V85H82ZM87 86V85H86ZM199 86V85H198ZM255 86L261 91V93H262V95H263V97H264V83H262L261 82V80H258V81H255ZM5 87V86H4ZM19 87V86H18ZM26 87V86H25ZM55 87V86H54ZM189 87V86H188ZM23 88V87H22ZM29 88V87H28ZM78 88H79V86H78ZM127 88H129V89H127ZM169 88V89H168ZM172 88V87H171ZM85 88H81V90L80 91H82L83 93L86 91V90H84ZM91 89H93V91L91 90ZM101 89V90H100ZM104 89V90H105ZM110 89V90H109ZM11 90V89H10ZM14 90V89H13ZM246 90H247V95H248V97L253 101V103H255V106L257 105V101H256V97H255V95H253V93L251 92V90L250 89H248V88H246ZM61 91V90H60ZM88 91L86 92V93H88ZM92 91V92H91ZM218 91V92H217ZM235 91V90H234ZM20 92V91H19ZM26 92V91H25ZM79 92V91H78ZM174 92V91H173ZM186 92V91H185ZM215 92H217V93H220L219 95H221V96H223V103L225 104V106H224V108H221L222 109V111H220V110H218V108L217 109H211V110H209V108L212 106H208V104H210V103H208L209 101H208V99L210 98V96H212L211 94L212 93H215ZM18 93V92H17ZM29 94V92L27 91L26 92V94ZM33 93H35V92H33ZM39 93V92H38ZM52 93V92H51ZM82 93V94H83ZM85 93V94H86ZM118 93V95H116V103L117 102H119L120 101V99H121V97H122V95H121V93L119 94ZM147 93H148V95H147ZM170 93V92H169ZM182 93V92H181ZM31 94V93H30ZM29 94V95H30ZM58 94V93H57ZM100 94H102V93H100ZM107 94H105V95H107ZM138 94H141V95H138ZM153 94V95H152ZM165 94V96L168 98V96ZM196 94V93H195ZM194 94V95H195ZM196 94V95H197ZM25 94H23V96H24ZM29 95H27V100H29V98L32 96H34L33 94L31 95V96H29ZM42 95H44V94H42ZM62 95V94H61ZM79 95H81V92H80V94ZM88 95V94H87ZM103 95V94H102ZM110 95H108V97H109V99L112 101L113 99H112V97H114V96H112V97H110ZM127 95V94H126ZM125 94H124V98L126 99V97H127V100H129L130 99V97H129V99H128V96H126ZM130 95V94H129ZM169 95V98L170 99H175L176 97L174 96V97H170V94H168ZM189 95V94H188ZM187 95V96H188ZM246 95V96H247ZM22 96V95H21ZM26 96V95H25ZM24 96V97H25ZM38 96V95H37ZM47 96V95H46ZM83 96H86V95H83ZM93 96H94V98H93ZM117 96H119V97H117ZM139 96V97H138ZM183 96V95H182ZM181 96V97H182ZM186 96V97H187ZM29 97V98H28ZM87 98H88V96H86ZM98 97V98H97ZM122 97V99H124ZM151 97H150V99H151ZM160 97V96H159ZM161 97H163V96H161ZM185 97V98H186ZM197 96H195V98H196ZM236 97V96H235ZM19 98V97H18ZM52 98V97H51ZM81 98V97H80ZM84 98V97H83ZM115 98H114V100H115ZM118 98H120V99H118ZM146 98V97H145ZM165 98V97H164ZM194 98V99H195ZM22 99H24L23 97H22ZM78 99V98H77ZM86 99V98H85ZM89 99V98H88ZM87 99V100H88ZM92 99H91V101H92ZM108 99V100H109ZM121 99V100H122ZM124 99V100H125ZM150 99L148 98V99H146L147 100V102L148 101H150ZM167 100V101H171V100ZM198 99V98H197ZM33 100V99H32ZM42 100H44V99H42ZM47 100H48V98H47ZM54 100V99H53ZM52 99L50 100L51 101V103L54 105V109H53V107L51 108V107H48V106H46L47 104L45 103L44 104V107L42 106V104L40 105V104H38V107L36 106L37 104H36V101H34L35 103L34 104H36L35 106H36V108H39L38 110H39V112H41L40 111V107L39 106H41L42 108H43V112H44V108H47L48 109V111H50L51 112V110L54 112V111H56V104L57 103H53V102H55V101H53ZM62 100V99H61ZM84 100V99H83ZM101 100V99H100ZM100 100L98 99V101L100 102ZM103 100H104V98H103ZM114 100L112 101V102H114ZM118 100V101H117ZM122 100V102L121 103H125V101H127V100ZM134 100V102L132 103V105L133 104H135L136 103V101H138V99L135 101V99H130V101L129 102H131V101H133ZM152 100V99H151ZM154 100V99H153ZM164 100V102H165V99H163ZM176 101L178 100V99H175ZM19 101V100H18ZM40 101V100H39ZM50 101H49V104L50 105H52L51 103H50ZM53 101V102H52ZM60 101V100H59ZM89 101H90V99H89ZM90 101V102H91ZM124 101V102H123ZM142 101V100H141ZM174 101V100H173ZM185 101H187V99H184V103H186ZM211 101V100H210ZM26 102L27 101H25V104H26ZM56 102H58V100L56 99ZM63 102V101H62ZM81 102V101H80ZM83 102V101H82ZM106 102H107V98H106ZM110 102V101H109ZM108 102V103H109ZM128 102V103H129ZM145 102V101H144ZM143 102V103H144ZM152 102V101H151ZM157 102H159L160 103V101L158 100ZM195 102H196V100L194 101V102H191L192 103V105L191 106H193V103L195 104ZM251 102V101H250ZM22 103V102H21ZM32 103V107L31 108H33L34 107V105H33V102H31ZM30 103V104H31ZM60 103V102H59ZM85 103V100H84V102H83V104ZM87 103H89L88 101H87ZM115 102L114 103H112V104H115L116 106L115 107H112L113 105L111 104V108L112 109H114V108H117V105H118V103L116 104ZM127 103V102H126ZM125 103V104H126ZM153 103V102H152ZM151 103V104H152ZM166 103V102H165ZM172 103V102H171ZM222 103V104H223ZM30 104H29V106H30ZM64 104V103H63ZM63 104H60L61 105V108H63L64 106H62ZM81 104V103H80ZM79 104V105H80ZM90 104V103H89ZM101 104V103H100ZM109 104V105H110ZM137 104H138V102L136 103V106H137ZM144 104H146V103H144ZM173 104V103H172ZM176 104V103H175ZM178 104V103H177ZM176 104V105H177ZM219 104V103H218ZM237 104V103H236ZM21 105V104H20ZM23 105L24 104H22V106H21V108L23 107ZM68 105V104H67ZM75 105H77L76 103H75ZM91 105V104H90ZM108 104H106V106H107ZM128 105V104H127ZM147 105V104H146ZM156 105V104H155ZM162 105V104H161ZM160 105V106H161ZM174 105V104H173ZM178 105H180V103L178 104ZM259 105V104H258ZM27 106V105H26ZM58 106H59V104H58ZM91 106H93V105H91ZM99 106V105H98ZM119 106H120V104H119ZM118 106V108H120ZM126 106V105H125ZM124 106V107H125ZM130 106V105H129ZM156 106H158V105H156ZM183 106H184V104H183ZM204 106V107H203ZM215 106V105H214ZM217 106H219V105H217ZM246 106V105H245ZM4 107V106H3ZM60 107V106H59ZM59 107H57V110H59ZM69 107V106H68ZM82 107V106H81ZM109 106H108V109L110 108ZM141 107V106H140ZM139 107V108H140ZM155 107V106H154ZM170 107V106H169ZM209 107V108H208ZM248 107V106H247ZM258 107H260V105L258 106ZM9 108V107H8ZM20 108V109H21ZM24 108H27V107H24ZM30 108V107H29ZM29 108H27V109H29ZM35 108V109H36ZM49 108H51V110L49 109ZM80 108V107H79ZM89 108V107H88ZM91 108V107H90ZM118 108L116 109V110H118ZM127 108V107H126ZM138 108V107H137ZM180 108V107H179ZM182 108V107H181ZM213 108V107H212ZM242 108V107H241ZM47 109H46V111H45V113L46 114H49L50 116H53V115H51L52 114V112L50 113H48V111H47ZM87 109V108H86ZM107 109V108H106ZM107 109V110H108ZM112 109H111V111H112ZM142 109V108H141ZM154 109V108H153ZM153 109H152V111H153ZM177 109H178V107H177ZM190 109V110H191ZM195 109V110H194ZM220 109V108H219ZM245 109V108H244ZM23 108H22V112H23ZM37 110V111H38ZM62 110V109H61ZM115 110V111H116ZM120 111L121 110H123L122 108L121 109H119ZM118 110V111H119ZM127 110H128V108H127ZM140 110V109H139ZM168 110V109H167ZM240 110V109H239ZM259 111H257V112H260L261 111V107L258 109ZM7 111V110H6ZM19 111V110H18ZM27 111V110H26ZM25 110H24V113L26 112ZM30 111V110H29ZM85 111V110H84ZM87 111V110H86ZM106 111V110H105ZM108 111H110V110H108ZM107 111V112H108ZM115 111H114V115L115 114H117L118 113V111H116L117 113H115ZM129 111V110H128ZM169 111V110H168ZM180 111V110H179ZM242 111V110H241ZM21 112V111H20ZM28 112V111H27ZM38 112V113H39ZM42 112V113H43ZM58 113H59V111H57ZM56 112V113H57ZM63 112V111H62ZM75 112H76V110H75ZM75 112H73V114L75 113ZM78 112V111H77ZM122 112H124V111H122ZM126 112V111H125ZM180 112H182V111H180ZM222 112V113H221ZM225 112V113H224ZM245 112V111H244ZM54 113L55 114V117L53 116V119H52V117H49V116H47L46 115V117L49 119V118H51V119H49V121L47 122L48 124L50 123V124H52V125H48V126H50V128L48 127V126H44V134H45V130H46V128L45 127H48L50 130H53L52 129V127H53V125H55L53 122L55 121H57L55 118H57V117H59L61 114H63V113ZM68 113V112H67ZM111 113V112H110ZM156 113V112H155ZM160 113V112H159ZM162 113H163V111H162ZM161 113V114H162ZM175 113V112H174ZM176 113H177V111H176ZM242 113V112H241ZM251 114H252V112H250ZM250 113H245V115L247 114L248 116L249 115H251ZM20 114V113H19ZM18 114V115H19ZM33 114V113H32ZM72 114V115H73ZM113 114V113H112ZM164 114V113H163ZM162 114V115H163ZM173 114V113H172ZM222 114V115H221ZM243 114V113H242ZM17 115V116H18ZM28 115H30L29 117H32L31 116V114H26L25 116H28ZM35 115V114H34ZM36 115H37V112H36ZM38 115H40V114H38ZM42 115V114H41ZM56 115H59V116H56ZM79 115V114H78ZM81 115V114H80ZM83 115V114H82ZM103 115V114H102ZM101 115V116H102ZM145 115V114H144ZM164 115H166V113L164 114ZM167 115H168V113H167ZM178 115V114H177ZM244 115V117L243 118H245V117H247V115L245 116ZM25 116H21L22 118L24 117V118H26ZM44 116V115H43ZM77 116V115H76ZM100 116V117H101ZM104 116H105V114H104ZM157 115H155L154 117H156ZM159 116V115H158ZM179 116V115H178ZM227 116V115H226ZM226 116L224 117V118H226ZM252 116V115H251ZM250 116V119L252 118ZM29 117H27L26 119H28ZM46 117H45V122L47 121V119H46ZM62 117V116H61ZM79 117V116H78ZM99 117V118H100ZM113 117V116H112ZM115 117V116H114ZM153 117V116H152ZM175 117H177V116H175ZM188 117H189V115H188ZM264 117V116H263ZM262 117V118H263ZM19 118H20V116H19ZM18 118V119H19ZM21 118V119H22ZM81 118V117H80ZM106 118V117H105ZM104 117H103V120L105 119ZM146 118V117H145ZM149 118V117H148ZM159 118H161V117H159ZM159 118H157V119H159ZM170 118H172L171 116H170ZM179 118V117H178ZM177 118V119H178ZM220 118V119H219ZM261 118V120L263 121L264 119H262ZM17 119V118H16ZM38 119H42L43 120V117L42 118H38ZM101 119V118H100ZM113 119V118H112ZM152 119V118H151ZM156 119V118H155ZM154 119V120H155ZM162 119V118H161ZM160 119V120H161ZM166 119H168V118H166ZM247 119H249L248 117H247ZM249 119V120H250ZM30 120H32L33 122H35V123H33V124H37L36 123V121L35 120H33V119H30ZM30 120H24V121H26V122H30ZM41 120V121H42ZM51 120H53V122L51 121ZM59 120V119H58ZM77 120V119H76ZM107 120H109V118L107 119ZM106 120V121H107ZM111 120V119H110ZM114 120V119H113ZM170 120V119H169ZM191 120V121H192ZM222 121H223V119H221ZM236 120V119H235ZM252 120V119H251ZM21 121H23V120H20V122ZM23 121V122H24ZM75 121V120H74ZM153 121V120H152ZM164 121H166V120H164ZM171 121V120H170ZM174 121H176V119L174 120ZM187 121V120H186ZM187 121V122H188ZM218 121V122H219ZM246 121V118H245V120H244V122ZM16 122V121H15ZM78 122V121H77ZM110 122V121H109ZM108 122V123H109ZM115 122V121H114ZM147 122H148V120H147ZM154 122V121H153ZM156 122V121H155ZM161 122V121H160ZM167 122V121H166ZM185 122V121H184ZM244 122H242V123H240V125H242ZM248 122L249 121H247V124H248ZM251 122V121H250ZM22 123V122H21ZM25 123V122H24ZM128 123V122H127ZM129 123H132V121L130 120V122ZM128 123V124H129ZM150 123H152V122H150ZM195 123V122H194ZM198 123V122H197ZM235 123H236V121H235ZM17 124H19V123H17ZM46 124V123H45ZM70 124H72V123H70ZM144 124V123H143ZM153 124V123H152ZM155 124V123H154ZM158 124L160 125V123L158 122ZM168 124V123H167ZM193 124V123H192ZM221 124V123H220ZM219 124V125H220ZM245 124H246V122H245ZM261 124V123H260ZM16 125V124H15ZM22 125V124H21ZM30 125V124H29ZM42 125V124H41ZM56 125H57V123H56ZM77 125V124H76ZM97 125V124H96ZM113 125V124H112ZM141 125V124H140ZM157 125V124H156ZM162 125H163V123H162ZM161 125V126H162ZM195 125H198V124H195ZM263 125H264V123H263ZM263 125H260V126H257V130L259 131H261V129H263L261 126H263ZM4 126H6V125H4ZM31 126V125H30ZM72 126V125H71ZM121 126V125H120ZM153 127H154V125H152ZM152 126L150 127L151 129H150V131L151 130H153L152 129ZM165 126V125H164ZM173 126V125H172ZM193 126H194V124H193ZM223 127H224V124L222 125ZM230 126V125H229ZM243 126H245L244 124H243ZM18 127H20V126H18ZM36 128V130H37V125L35 126ZM66 127V126H65ZM89 127V126H88ZM108 127V129H109V126H105V128H107ZM113 127V126H112ZM115 127V126H114ZM113 127V128H114ZM132 127V126H131ZM220 127V126H219ZM239 127V126H238ZM258 127L260 128V129H258ZM1 128V127H0ZM17 128V127H16ZM30 128H32L33 129V127H30ZM47 128V129H48ZM54 128V127H53ZM55 128H56V126H55ZM54 128V129H55ZM58 128H59V126H58ZM62 128V127H61ZM61 128H59V129H61ZM71 128V127H70ZM84 128H85V126H84ZM83 128V129H84ZM102 128H103V126H102ZM146 128V127H145ZM157 128V127H156ZM166 128V127H165ZM167 128H169L168 126H167ZM185 128H188V127H185ZM214 128H216V127H214ZM214 128H213V130H214ZM218 128V127H217ZM241 128V127H240ZM48 129V130H49ZM68 129V128H67ZM74 129V128H73ZM76 129V128H75ZM77 129H79V128H77ZM82 128H80V130L79 131H82L81 130ZM116 129H117V127L115 128V131H116ZM129 129V128H128ZM139 129V128H138ZM161 129V128H160ZM162 129H164V127L162 128ZM171 129V128H170ZM170 129H168V130H170ZM198 129V128H197ZM2 130V129H1ZM0 130V131H1ZM17 130V129H16ZM36 130H34V131H36ZM46 131V133L47 132H49V131ZM58 130V129H57ZM63 130H65V129H63ZM111 130V129H110ZM132 130V129H131ZM148 130V129H147ZM155 130V129H154ZM176 130V129H175ZM184 130V129H183ZM196 130V129H195ZM221 130V129H220ZM224 130V129H223ZM257 130H255V131H257ZM22 131V130H21ZM29 131V130H28ZM37 131H40V133H37V135L39 136V134H42L41 132V130L40 129H38ZM100 131V130H99ZM103 131V130H102ZM128 131V130H127ZM141 131H143L142 129L139 131L140 133H142ZM158 132H159V130H157ZM156 131V132H157ZM171 131V130H170ZM170 131H168V133L170 132ZM27 132V131H26ZM25 132V133H26ZM50 132H52V131H50ZM61 132H63V131H61ZM68 132V131H67ZM76 132V131H75ZM83 132V131H82ZM85 132V131H84ZM106 132H108V131H106ZM105 132V133H106ZM111 132V131H110ZM117 132V131H116ZM120 132V131H119ZM135 132V131H134ZM152 132V131H151ZM167 132V131H166ZM175 132V131H174ZM182 132H184V131H182ZM211 132V131H210ZM238 132V131H237ZM22 133H23V131H22ZM28 133V132H27ZM97 133H99V132H97ZM101 133V132H100ZM171 133V132H170ZM173 133V132H172ZM212 133H214V132H212ZM262 133V132H261ZM0 134H3V133H0ZM60 134V133H59ZM66 134V133H65ZM96 134V133H95ZM103 134V133H102ZM101 134V135H102ZM110 134V133H109ZM115 134V133H114ZM150 134V133H149ZM153 134V133H152ZM155 134V133H154ZM158 134V133H157ZM160 135H161V133H159ZM167 134V133H166ZM188 134V133H187ZM229 134V133H228ZM232 134V133H231ZM235 134V133H234ZM233 134V135H234ZM237 134V133H236ZM258 135H259V138L262 136V135H264V132L262 133V135L260 136V134L259 133H257ZM256 134V135H257ZM19 135V134H18ZM31 135V134H30ZM29 135V136H30ZM36 135V134H35ZM34 135V138L35 137H37V136H35ZM49 135H51V134H49ZM62 135H63V133H62ZM83 135V134H82ZM97 135V134H96ZM96 135H94L93 134V137H95ZM100 134H98L97 136H98V138H103V139H101V140H103V141H105L106 140V138H108V137H110V136H108V137H106L107 135H105V134H103V135H105L104 137H106L105 138V140H104V137H99V136H101ZM136 135H138V134H135V137H136ZM142 135V134H141ZM159 135V136H160ZM163 136H164V134H162ZM182 135V134H181ZM184 135V134H183ZM182 135V136H183ZM191 135H192V133H191ZM190 135V136H191ZM240 135V134H239ZM253 135V134H252ZM43 136V135H42ZM42 136H40V137H42ZM58 136V135H57ZM69 136V135H68ZM76 136H77V134H76ZM79 136V135H78ZM88 136V135H87ZM118 136V135H117ZM124 136V135H123ZM148 136V135H147ZM166 136V135H165ZM170 135L168 134V137H169ZM193 136V135H192ZM192 136L191 137H189V139H191L192 138ZM203 136V135H202ZM212 136V135H211ZM230 136V135H229ZM2 137V136H1ZM23 137V136H22ZM48 135H47V138H45V135H44V138L46 139V140H48ZM138 137V136H137ZM142 137V136H141ZM143 137H145V136H143ZM154 137V136H153ZM157 136H155V138H156ZM167 136H166V139L168 138ZM173 137V136H172ZM172 137H171V139H172ZM212 137H214V136H212ZM211 137V138H212ZM24 138V137H23ZM29 138V137H28ZM31 138V137H30ZM33 137H32V139H31V141L29 140V142H31L30 144H31V146L33 147V145H38L39 143L38 142H35V141H38L37 139H39V142H41L42 140H43V137H42V139H40L39 137L38 138H36L35 139V141H33L32 142V140L34 139ZM63 138V137H62ZM61 138V140H60V138H59V143H60V141H62L63 139ZM76 138V137H75ZM96 138V137H95ZM129 138H131V137H129ZM132 138H133V135H132ZM149 138V137H148ZM152 138V137H151ZM160 138V137H159ZM264 137H262V139H263ZM27 139V138H26ZM44 139V140H45ZM67 140L68 141V138L67 137H64V140ZM69 139H70V137H69ZM74 139V138H73ZM110 139H111V142H113V140L112 139H115V138H111L110 137ZM110 139H109V141H110ZM116 139L117 140H120V139H118L117 137H116ZM134 139V138H133ZM144 139V138H143ZM147 139V138H146ZM150 139V138H149ZM148 139V141L150 142V140ZM153 139V138H152ZM170 139V140H171ZM193 139V138H192ZM204 139V138H203ZM18 140V139H17ZM41 140V141H40ZM43 140V141H44ZM45 140V141H46ZM63 140V141H64ZM71 140V139H70ZM99 140V139H98ZM116 140V141H117ZM154 140V139H153ZM157 140H159V139H157ZM164 140V139H163ZM260 140V139H259ZM22 141V140H21ZM28 141V140H27ZM43 141H42V143H43ZM49 141V140H48ZM75 141V140H74ZM73 141V142H74ZM88 141H89V139H88ZM95 141H96V139H95ZM102 141V142H103ZM115 141V142H116ZM139 141V140H138ZM161 141H162V139H161ZM167 141V140H166ZM209 141V140H208ZM29 142H25V143H29ZM47 142V141H46ZM58 142V141H57ZM87 142V141H86ZM93 142V141H92ZM120 142H121V140H120ZM142 142V141H141ZM153 142V141H152ZM164 142V141H163ZM168 142V141H167ZM207 142V141H206ZM264 142V141H263ZM20 144H21V142H19ZM41 143V144H42ZM63 143V142H62ZM133 143V142H132ZM145 142H143L142 144H144ZM154 143V142H153ZM153 143H151L152 145H153ZM156 143V142H155ZM44 144V143H43ZM95 144H97L96 142H95ZM106 144H108V143H106ZM110 144H112V143H110ZM116 144H117V142H116ZM121 144V143H120ZM119 144V145H120ZM126 144V143H125ZM147 144H148V142H147ZM157 144H159V142L157 143ZM201 144H203V143H201ZM16 145V144H15ZM26 145V144H25ZM29 145V144H28ZM46 145V144H45ZM45 145L44 146H42L41 148H40V144L38 145L39 146V148L40 149H43L44 150V148H46L45 147ZM62 145V144H61ZM88 145H89V143H88ZM92 145H94V143L92 144ZM103 145V144H102ZM113 145H115V143L113 142ZM119 145H117L118 147H119ZM124 144H122V146H123ZM145 146H147V148H148V145H146V144H144ZM156 145V144H155ZM154 145V146H155ZM162 145V144H161ZM196 145H198V144H196ZM241 145V144H240ZM22 146V145H21ZM21 146H19V147H21ZM27 146V145H26ZM38 146H37V149H38ZM79 146V145H78ZM77 146V147H78ZM90 146V145H89ZM108 145H105L104 147H107ZM116 146V147H117ZM142 146V145H141ZM140 145H139V147H141ZM144 146V147H145ZM149 146H150V144H149ZM200 146V145H199ZM199 146H197L198 148H200ZM227 147H228V145H226ZM18 147V148H19ZM23 147V146H22ZM44 147V148H43ZM49 147H50V144H49ZM61 147V146H60ZM66 147V146H65ZM94 147H95V145H94ZM110 147H112V146H110ZM109 146H108V148H110ZM115 147V146H114ZM115 147V148H116ZM117 147V148H118ZM163 147V146H162ZM161 147V148H162ZM165 147V146H164ZM167 147H168V145H167ZM167 147H166V149H167ZM227 147H225L224 146V148L226 149ZM3 148V147H2ZM83 148V147H82ZM115 148H110V149H115ZM137 148V147H136ZM151 148H153V146H151ZM159 148V147H158ZM160 148V149H161ZM201 148H203V145H202V147ZM36 149V151H38ZM46 149H48V148H46ZM54 149V148H53ZM138 149V148H137ZM146 149V148H145ZM159 149V151H157L156 152V150L154 151V150H152V151H154V156H156V154H157V160L155 159V157L153 158L152 156L153 155H151L153 152L152 151H150L149 149V152H150V154L148 153V151L146 152L149 156H151V157H149L148 158V160L151 158V159H155L156 160V162H155V166H154V162H153V160H152V162H153V165H146L147 166V168L145 169V167L143 166L144 165V162L142 163V162H138V160H137V157H138V154L140 153V154H142V152H139L138 154H137V152L138 151H136V154H137V157H136V160H137V162L139 163H137L136 162V160L135 161H133L134 163H135V165H134V167L132 168L131 166H129V168L131 167V169L129 170V171H132L131 173L128 171V173L127 174H129V175H127L128 177V179L126 178L125 179V186H126V189H127V191L129 192V190H130V192H132V193H130L131 194V196H128V194H127V196H125L124 198H125V200H126V197H129L130 199L132 198V200H133V196H134V201H137V200H135V197H136V199H138V197H139V199L141 198L142 199V201H146L145 199L147 198V195H149L148 193H149V191H150V186L153 188V185L155 184V183H157L156 182V179L154 180V176H158V174H160L161 173V170L160 171H157V170H159L158 169V167H160V165H162L161 163H162V161H164V160H162L163 158H162V156H164V155H162V151ZM34 150V149H33ZM42 150V151H43ZM50 150V149H49ZM49 150H44L45 152H48ZM88 150V149H87ZM116 150V149H115ZM134 150H135V148H134ZM133 150V151H134ZM139 150V149H138ZM142 150V149H141ZM163 150H165V149H163ZM223 150V149H222ZM227 150V149H226ZM3 151V150H2ZM42 151H38V152H42ZM43 151V152H44ZM131 151V150H130ZM201 151V150H200ZM202 151H204V149L202 150ZM205 151H206V149H205ZM50 152V151H49ZM53 152V151H52ZM116 152V151H115ZM237 152V151H236ZM20 153V152H19ZM127 153H129V151L127 152ZM146 154V155H147ZM163 154H165V151H163ZM203 154V153H202ZM0 155H1V152H0ZM34 155V154H33ZM47 155V154H46ZM130 155V154H129ZM133 155V154H132ZM147 155V156H148ZM174 155V154H173ZM208 155V154H207ZM2 156V155H1ZM53 156V155H52ZM62 156V155H61ZM142 156V155H141ZM132 157V156H131ZM143 157V156H142ZM179 157V156H178ZM216 157V156H215ZM235 157V156H234ZM126 158V157H125ZM177 158V157H176ZM175 158V159H176ZM212 158V155H208V157H207V160H206V162H205V164L210 160ZM2 159V158H1ZM0 159V160H1ZM8 159V158H7ZM121 159V158H120ZM127 159V158H126ZM130 159V158H129ZM132 159V158H131ZM134 159H135V157H134ZM139 159V158H138ZM235 159V158H234ZM233 159V160H234ZM141 160V159H140ZM143 160V159H142ZM145 160H146V158H145ZM154 160V161H155ZM181 160V159H180ZM231 160V159H230ZM130 161V160H129ZM178 161V160H177ZM213 161H215L214 159H213ZM2 162V161H1ZM1 162H0V164H1ZM120 162H122V160L120 161ZM128 162V161H127ZM150 163H152L151 162V160L149 161ZM175 162V161H174ZM11 163H13V161L11 162ZM18 163V162H17ZM8 164V163H7ZM9 164H10V161H9ZM14 164V163H13ZM13 164H12V166H8V168L10 169V167H15V166H13ZM16 164V163H15ZM132 164V163H131ZM164 164V163H163ZM178 164V163H177ZM203 162H197L196 164H195V166L194 167H189L188 169H185V171H184V173L181 175H178V178H179V180H182L183 179V177L185 178V179H188V181L190 182L189 184L191 185H193V183H194V181H193V179H195L196 177H197V173H200V171H202L203 170ZM18 165V164H17ZM1 166H2V164H1ZM128 166H126V168H127ZM1 168V167H0ZM6 168V167H5ZM8 168H6L5 170H7ZM11 168V169H12ZM242 168V167H241ZM240 168V169H241ZM9 169H8V171H9ZM15 169H16V171H15ZM22 169V168H21ZM1 170H3V168L1 169ZM12 170H14V171H12L14 174L17 172L18 174H19V168L17 167H15V168H13ZM18 170V171H17ZM242 170V169H241ZM21 171H23V170H21ZM35 171V170H34ZM243 171V170H242ZM10 173H11V170L9 171ZM9 172H7L6 171V173H4L5 175H7L8 174V176H7V180H9V178H10V176L12 177H14L15 176V178L17 177V180L19 179L18 178V176H16V174L14 175H12V173L10 174ZM41 172V171H40ZM125 172V171H124ZM158 172H160V173H158ZM236 172V171H235ZM239 172H240V170H239ZM238 172V173H239ZM1 171H0V175H1ZM37 173H39V172H37ZM44 173V172H43ZM126 173V172H125ZM125 173H123L124 175H125ZM156 173H158V174H156ZM242 173V172H241ZM241 173L239 174V176L237 177L236 175H234L235 177H237L239 180V182H241L240 180H241V177H240V175H241ZM27 174V173H26ZM35 174V176H36V173H33V174H31V175H34ZM45 174V173H44ZM43 174V175H44ZM243 174H244V172H243ZM25 175V174H24ZM30 175V174H29ZM246 175V174H245ZM2 176V175H1ZM21 176V175H20ZM46 176H48V175H46ZM52 176V175H51ZM244 176V175H243ZM12 177V181L14 180V182H15V179ZM29 177V176H28ZM33 177V176H32ZM36 177H39V176H36ZM31 178V177H30ZM29 178V182L31 183L32 181H30V180H33V179H30ZM33 178H35V177H33ZM45 178V177H44ZM44 178H43V180H44ZM49 178L51 179V177H50V175H49ZM53 178V177H52ZM55 178V177H54ZM59 177H56L55 179H58ZM122 178H124V177H122ZM158 178V177H157ZM237 178L236 179H234V180H237ZM243 178L244 177H242V180H243ZM21 179V181L20 180H18V185L19 184H22L23 182H26V180H27V178H26V180L25 181H23L22 180V178H20ZM39 179H41L42 180V176H41V178H39ZM176 179H177V177H176ZM5 180V179H4ZM35 180H37V179H35ZM42 180V181H43ZM45 180H48V179H45ZM60 180H61V177H60ZM121 180V179H120ZM10 181V180H9ZM12 181H10V182H12ZM38 181V180H37ZM40 181L43 185H44V183H45V186L46 187H48V186H50L51 188H52V184L54 183V184H56L57 182L55 181V180H49L48 182L47 181ZM63 181V180H62ZM70 181V180H69ZM155 181V183L153 184V182ZM244 181V180H243ZM242 181V182H243ZM20 182H22V183H20ZM46 182H47V184H46ZM64 182V181H63ZM65 182H67L66 180H65ZM64 182V183H65ZM121 181H119V183H120ZM165 182H167V181H165ZM241 182V183H242ZM246 182V180L244 181V183ZM28 183V182H27ZM33 183V182H32ZM35 183V182H34ZM33 183V184H34ZM37 183V182H36ZM39 183V182H38ZM37 183V184H38ZM58 183H59V180H58ZM61 183V182H60ZM123 183V182H122ZM188 183V182H187ZM220 183H221V181H220ZM226 183V182H225ZM241 183H238L237 182V185H240ZM244 183H242V185H241V188H236L237 187V185H235L236 187V189L238 190L239 189V192L237 193V192H231V190H229L230 191V194L231 193H234L232 196L231 195H228V196H230V199H229V197L227 196V195H222V193L221 194H219L220 196L222 195L223 197H225V196H227L228 198L227 199H225L226 201L227 200H230V201H228L229 203H230V205H231V208L229 207V210L228 211H225L224 213H220V214H218V215H215V216H212L211 218H209L206 222H205V224H203V222H202V226L201 227H198L199 225H201V224H197V226L196 225H194V227H196V228H194V227H189V228H192V229H189V228H187L185 231L186 232H183V233H185V235L189 232V234H187V235H189V237H188V239H187V237L185 238L184 237V235H181L182 234V232H181V234H179L178 233V235L176 236V235H173V236H175V237H173V239L172 240H175V238H176V240H177V242H175L174 241V243H172L171 242V238L172 237H170V239L169 238H167L168 240H166V238H165V243L168 241L169 242V245H172V247H174V252H176V253H174L173 252V249L171 248L170 250L172 251V256H173V253H174V258L176 259V261H177V264H261V263H263L264 264V255H263V257L261 256V254H259V252L261 251V250H259V251H256V247L258 248V246H256V244L257 243H262V244H264V242H263V240L264 239H262L261 237H259L260 235L259 234H264V229H263V227L262 228H259V219H257V220H255L254 219V217L255 216H251L250 214H249V212L247 211V209L245 208L246 206H244L245 205V203L243 204V203H241L242 202V200H240L239 198H243V196H241L242 194H243V192H245L244 190L246 189V183L244 184ZM6 184V183H5ZM14 184H16V183H14ZM33 184H31V185H33ZM36 184V185H37ZM121 184V183H120ZM152 184V185H151ZM171 184V182H168L167 183V185H170ZM184 184H186V182L184 181ZM183 184V185H184ZM217 184L218 183H216L215 182V185L217 186ZM224 184V183H223ZM11 185H12V183H11ZM24 185V184H23ZM29 185V184H28ZM35 185V186H36ZM43 185H41V187H39V185H38V190L37 191H40V194H42V193H47L45 190L46 189H49L50 187H48V188H46L45 189V187L43 186ZM52 185V186H51ZM57 185V184H56ZM157 185V184H156ZM167 185H165V186H167ZM175 185V184H174ZM173 184H172V186H169L170 187V189L174 186ZM182 185V186H183ZM187 185V184H186ZM212 185V184H211ZM225 185V184H224ZM245 185V186H244ZM34 186V185H33ZM55 186V185H54ZM62 186V185H61ZM124 186V185H123ZM122 186V187H123ZM163 186V185H162ZM214 186V185H213ZM215 186V187H216ZM248 186V185H247ZM29 187V186H28ZM32 187V186H31ZM44 187V188H43ZM57 187V186H56ZM86 187V186H85ZM175 187V188H174ZM170 191H172L173 189H176V188H178V186H174ZM211 187V186H210ZM223 187V186H222ZM221 187V188H222ZM232 187H234V186H232ZM239 187V186H238ZM8 188H10V187H8ZM14 188V187H13ZM18 188V187H17ZM16 188V189H17ZM30 188V187H29ZM40 188H43L44 190H42V189H40ZM119 188V187H118ZM144 190V188L147 190V189H149V191L148 192H146V194H145V192L144 191H146V190H142V189ZM154 188H155V186H154ZM162 188H164V190H163V193H164V191H165V187L163 186ZM161 188V189H162ZM167 188H168V186H167ZM179 188H181L182 189V187L180 186ZM184 188H186V186H184ZM183 188V189H184ZM212 189L211 190H213V187H211ZM217 188L218 187H216V190H217ZM229 188V187H228ZM33 189V188H32ZM31 188H30V190H32ZM37 189V187H35V190ZM58 189V188H57ZM129 189V190H128ZM169 189V188H168ZM181 189H179L180 191L178 192V190H176V192H178V195L180 196H182L183 194H186L184 191H186V189H184L183 190V192L184 193H182L181 192ZM215 189V188H214ZM234 189V188H233ZM232 189V190H233ZM236 189H235V191H236ZM3 190V189H2ZM13 190V189H12ZM53 190H54V188H53ZM152 190V189H151ZM211 190H210V192H211ZM260 190V189H259ZM33 191V190H32ZM37 191H35V192H37ZM119 191H120V189H119ZM121 191H122V188H121ZM123 191H126L125 189L123 190ZM138 191H142V192H144L143 194L144 195H146L145 197H144V195L142 196V193L141 192H139V194H138ZM153 192H154V189L152 190ZM167 192H165V194L166 193H168V194H166V195H168L169 197L171 196V194H172V192H170V194H169V191L168 190H166ZM5 192V191H4ZM10 192H11V190H10ZM12 192H16V191H12ZM11 192V193H12ZM29 192V191H28ZM31 192V191H30ZM29 192V193H30ZM34 192V194H35V198H36V193ZM42 192V193H41ZM89 192V191H88ZM88 192H84L85 194H84V196H81V201L80 202H82V204L84 205V207H86L87 209L90 207V205H92L93 204V200H95L94 198V196H93V194H87ZM151 192V191H150ZM153 192H151V193H153ZM175 192V190L173 191V193ZM175 192V193H176ZM182 194H181V193ZM187 192V191H186ZM8 193H9V191H8ZM45 193H44V195H45ZM90 193V192H89ZM120 193H122V192H120ZM150 193V195H152ZM163 193H161V197L163 198L164 196H162V195H165V194H163ZM218 193V192H217ZM2 194H3V192H2ZM13 194V193H12ZM33 194V193H32ZM37 194H38V192H37ZM39 194V195H40ZM212 194H214V195H217L218 197H219V195L218 194H216V191L214 190V193H212ZM245 194V193H244ZM5 195V194H4ZM28 195H30V194H28ZM94 195H96V194H94ZM119 195V194H118ZM124 195V194H123ZM140 195L142 196V197H140ZM175 194H173L171 197H172V201L169 199V201L167 200V198H168V196L167 197H165V198H163L164 200L166 199V202L163 200V202H165L166 204L165 205H167V202H168V204H170L169 206H171L173 203H174V201L177 199V196H174ZM6 196V195H5ZM8 196V195H7ZM6 196V197H7ZM18 197H19V194L17 195ZM40 196H42V195H40ZM46 197H48L47 195H45ZM138 196V197H137ZM173 196L175 197V199H173ZM180 196V197H181ZM184 196V195H183ZM221 196V197H222ZM10 197H12V196H10ZM29 197V196H28ZM28 197H26V198H28ZM31 197V196H30ZM29 197V198H30ZM34 197V196H33ZM32 197V198H33ZM45 197V198H46ZM145 199H144V198ZM149 197H151V196H148V199H149ZM170 197V198H171ZM189 196H187V198H188ZM238 197V198H237ZM15 198V197H14ZM17 198V197H16ZM15 198V199H16ZM20 198V197H19ZM19 198H17L18 200H19ZM25 198V199H26ZM28 198V199H29ZM38 198V197H37ZM36 198V199H37ZM121 198H123V197H121ZM185 197H181V199L183 200ZM1 199V198H0ZM2 199H3V197H2ZM13 200L14 202L15 201H17L16 203L17 204H15V203H13V201H11L12 202V204H11V202H9L10 203V205L12 206H15L16 208H15V210H18V208H17V206L16 205H18L19 203V201L21 202L19 205L21 206V205H24V207L26 206V204H28V203H26L27 201H28V199H26L27 201L25 202V204L24 203H22L23 202V199H22V197H21V200ZM25 199H24V201H25ZM31 199V198H30ZM35 199V200H36ZM41 199V198H40ZM47 199V198H46ZM46 199H44L45 201H46ZM130 199H129V201H130ZM140 199V200H141ZM144 199V200H143ZM147 199V200H148ZM186 199V198H185ZM184 199V200H185ZM224 199V198H223ZM237 199H239L240 201L238 202L237 201ZM248 199V198H247ZM12 200V199H11ZM33 200V199H32ZM43 200V201H44ZM79 200H80V198H79ZM131 200V201H132ZM139 200V201H140ZM150 200V199H149ZM236 200V201H235ZM34 201V200H33ZM32 201V202H33ZM48 201V204L50 203V207H52L51 205H56V202H53V200L51 201L50 199H48L47 200ZM141 201V202H142ZM177 201V200H176ZM175 201V202H176ZM245 201V200H244ZM243 201V202H244ZM30 202V201H29ZM95 202V201H94ZM121 202V201H120ZM140 202V203H141ZM147 202V201H146ZM170 202V203H169ZM173 202V203H172ZM225 202V201H224ZM47 203V202H46ZM126 203H130V202H128V201H126L125 203H123V204H126ZM135 203V202H134ZM148 203V202H147ZM177 203V202H176ZM179 203H181V202H178V204ZM185 204L186 202L184 201H182V203L181 204ZM3 204H5V203H3ZM45 204V203H44ZM143 204V203H142ZM144 204H146V203H144ZM164 204V203H163ZM181 204H179L181 207H179V205H178V207L179 208H176L175 206V203H174V207L178 210L179 209V211H181L182 209L181 208H183L182 206L184 205H181ZM9 205V206H10ZM18 205V207L20 208V206ZM86 205V206H85ZM186 205V204H185ZM195 205V204H194ZM7 206V205H6ZM12 206V207H13ZM29 206V205H28ZM121 206L123 207V205L121 204ZM169 206H166V207H168L170 210L171 209H173L174 207H169ZM191 206V205H190ZM197 206V205H196ZM4 207V206H3ZM23 206L21 207L23 210L24 209H26V208H24ZM48 207V206H47ZM185 207V206H184ZM186 207H188V206H186ZM7 208H9V207H7ZM20 208V209H21ZM28 208V207H27ZM125 208V207H124ZM124 208H122V209H124ZM128 208H130V206H128ZM202 208V207H201ZM2 209V208H1ZM4 209V208H3ZM10 209V208H9ZM19 209V210H20ZM75 209V208H74ZM133 209V208H132ZM165 209V208H164ZM176 209H175V211H174V213L175 212H177V213H179L178 211H176ZM183 209H185V208H183ZM190 209H192V208H190ZM196 209H197V207H196ZM13 210V209H12ZM12 210H7V212H4L3 211V213H5V215H3V214H1V215H3V216H5L4 218H6V220H8L9 219V221H7V223H8V229H10L11 227H13V224H12V221H10V218H8L7 217V214L6 213H8V211H9V214L11 215L12 213H10ZM12 211V212H18V211ZM23 210H21L20 212L21 213H23ZM166 210H167V208H166ZM193 210H195V209H193ZM193 210H192V212H193ZM198 210H199V207H198ZM197 210V211H198ZM1 211V210H0ZM6 211V210H5ZM26 211V210H25ZM25 211H24V213H25ZM69 211V210H68ZM86 211V210H85ZM89 211V210H88ZM124 211H126V210H124ZM123 210L121 211V212H124ZM195 211L196 213H194V215H196V214H199L198 212H200V211ZM27 212V211H26ZM90 212V211H89ZM166 212H168V211H166ZM171 213H172V211H170ZM169 212V213H170ZM190 212V211H189ZM205 212V211H204ZM1 213V212H0ZM23 213V214H24ZM125 213V212H124ZM170 213V214H171ZM173 213V214H174ZM16 214V213H15ZM19 214V213H18ZM126 214H128V211H126ZM126 214H124V215H126ZM131 214V213H130ZM180 214V213H179ZM179 214H177L178 216H179ZM187 214V213H186ZM200 214H201V212H200ZM0 215V216H1ZM124 215H122V218H123V216ZM188 215V214H187ZM3 216H2V218H3ZM90 216H91V214H90ZM93 216V215H92ZM161 216V215H160ZM183 216V215H182ZM197 216V215H196ZM196 216L195 217H193V218H196ZM69 217V216H68ZM67 217V218H68ZM89 217V216H88ZM125 217V216H124ZM127 217V216H126ZM263 217V218H262ZM262 217H261V219H263V221H264V213L262 214ZM2 218L0 217V222H1V224L0 225H4L3 227H5V225L7 224L6 223V220L4 219V221L2 220ZM185 218H187L186 216L184 217V219ZM91 219V218H90ZM176 219V218H175ZM177 219H180L181 220V216H180V218H177ZM189 219V218H188ZM124 220V219H123ZM68 221H70V219L68 220ZM125 221V220H124ZM177 221V220H176ZM179 221V220H178ZM258 221V222H257ZM262 221V220H261ZM2 222H3V224H2ZM9 222H11V224L9 223ZM67 222V221H66ZM72 221H70V222H67L68 224L67 225H72V224H70ZM88 222H89V219H88ZM168 222V221H167ZM166 222V223H167ZM173 222H175V221H173ZM65 224V223H64ZM75 224V223H74ZM176 224H178V223H176ZM179 224H180V221H179ZM261 224V223H260ZM11 225V226H10ZM81 225V224H80ZM88 225V224H87ZM90 225V224H89ZM164 225V224H163ZM35 226V225H34ZM264 226V225H263ZM3 227H1V228H3ZM66 227V226H65ZM68 227V226H67ZM73 227V226H72ZM71 227V228H72ZM76 227V226H75ZM78 227V226H77ZM82 227V226H81ZM198 227V228H197ZM6 228V229H7ZM27 228H29V227H27ZM70 227H68V229H69ZM74 228V227H73ZM90 228V227H89ZM4 229V228H3ZM12 229V228H11ZM10 229V230H11ZM25 229H26V227H25ZM34 229V228H33ZM32 229V226H31V228L30 229H26L27 230V232H26V230H25V232H22V234H26V237H25V239H23V241H22V244H25L26 242L24 241V240H28L29 241V243L30 244H32L33 246H34V248H35V245H37V244H39V241L41 240V239H39L38 240V233H36V230H33ZM36 229V228H35ZM66 229V228H65ZM188 229H189V231H188ZM261 229H263V231L261 230ZM21 230H23V228L21 229ZM81 230V229H80ZM24 231V230H23ZM75 231V230H74ZM86 231V230H85ZM88 231V230H87ZM259 231H262V232H259ZM66 232V231H65ZM64 232V233H65ZM110 232V231H109ZM207 234H206V233ZM208 232H210V234L208 233ZM205 233V234H204ZM70 234H72V233H70ZM209 234V236H207ZM255 234H258V236H256ZM182 236V239H180L179 237H181ZM20 236V235H19ZM25 236V235H24ZM170 236V235H169ZM191 236V237H190ZM18 237V236H17ZM184 237V238H183ZM257 237H259V239L257 238ZM71 238V237H70ZM178 238H179V240H178ZM185 239V240H184ZM27 241V242H28ZM43 240H41V242H42ZM68 241V240H67ZM18 242V241H17ZM25 242V243H24ZM72 241L70 240V244H72L71 243ZM167 242V243H168ZM167 243H166V245H167ZM170 243H172V244H170ZM176 243H177V246L178 245H181L182 247H180V246H178L179 247V249L180 250H177V248L175 247L176 246ZM179 243V244H178ZM41 244V243H40ZM42 244L43 245H45L44 244V241L42 242ZM82 244V243H81ZM217 244H218V246H219V248L221 247V245H222V247L223 248H221V249H224L223 251L220 249L219 250V252H221V253H218L219 254V256L217 255V253H215L214 251V249L216 248H218V246H217ZM220 244V245H219ZM27 245V244H26ZM31 245V246H32ZM174 245V246H173ZM20 246V245H19ZM22 246V245H21ZM20 246V247H21ZM69 246V245H68ZM71 246L72 245H70L69 246V248H71ZM168 246V245H167ZM30 247V246H29ZM42 247H44V246H42ZM171 247V246H170ZM213 247H215V248H213V250L214 251H211L212 250V248ZM74 248V247H73ZM264 248V247H263ZM23 249V248H22ZM40 249V248H39ZM77 249V248H76ZM169 249V248H168ZM24 250H25V248H24ZM70 250V249H69ZM216 251H218V250H216ZM25 252V251H24ZM70 252V251H69ZM72 252V251H71ZM167 252H168V250H167ZM262 252V251H261ZM215 253V254H214ZM9 254V253H8ZM7 254V255H8ZM175 254H176V256H175ZM264 254V253H263ZM5 256V255H4ZM171 256V257H172ZM9 257H10V255H9ZM25 257H26V255H25ZM35 257V256H34ZM10 259V258H9ZM3 260V259H2ZM8 260V259H7ZM6 261V260H5ZM179 261V262H178ZM0 262H1V260H0ZM3 263V262H2ZM6 263V262H5ZM31 263V262H30Z\"/></svg>","mask_w":264,"mask_h":264},{"label":"built area","instance_id":"obj_3","mask_svg":"<svg viewBox=\"0 0 264 264\" xmlns=\"http://www.w3.org/2000/svg\"><path fill=\"white\" fill-rule=\"evenodd\" d=\"M221 20L234 39V51L259 64L264 55V0H228Z\"/></svg>","mask_w":264,"mask_h":264},{"label":"crops","instance_id":"obj_4","mask_svg":"<svg viewBox=\"0 0 264 264\" xmlns=\"http://www.w3.org/2000/svg\"><path fill=\"white\" fill-rule=\"evenodd\" d=\"M250 74V73H249ZM251 75V74H250ZM194 147V149H196V150H199V148L197 147V146H193ZM198 154V153H197Z\"/></svg>","mask_w":264,"mask_h":264}]
</instances>
